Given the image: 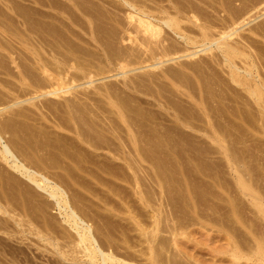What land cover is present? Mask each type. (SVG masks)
Wrapping results in <instances>:
<instances>
[{
	"label": "bare ground",
	"instance_id": "6f19581e",
	"mask_svg": "<svg viewBox=\"0 0 264 264\" xmlns=\"http://www.w3.org/2000/svg\"><path fill=\"white\" fill-rule=\"evenodd\" d=\"M48 1H50V0H48ZM48 1H47V3L44 1L46 3L45 5H49L48 7L56 6L55 3H54V0H51L50 2H48ZM61 1L64 2L65 0H61ZM61 1L58 0V2H57L58 4H60L59 7L61 9L60 10L61 13L58 12V11L57 12L60 13V14H63V18L65 17L66 19H68L69 20L68 22H65V20H66L65 18H64L65 19L64 20L62 17H60L62 15H60V14H59L60 16H57L58 14L57 15L56 14L53 15L51 13V11H49V10H47L49 12H45L44 13L42 11V9H41V11L43 12V14L40 13L41 12L40 10L37 11V12L42 14V16L47 13L46 15H47L48 20L45 17L46 15L44 16L46 19H43V20L40 19V15H38L37 13L36 14L39 17L33 18V20H31L32 18L30 16L32 15L31 13L33 11L32 12H27L26 11L27 13L30 14V15H28L31 18L29 20L33 21L31 24L29 22V24L31 25V27H29L30 34H29V32H26L28 30L27 27H26V25L28 23L27 21H29L28 19H25L27 17L24 18V21L26 20V24L23 22L25 24V26H24L23 23H20L24 27H26L27 30L26 29L22 30L20 28H18V29H13L12 28L11 31L9 30V33L11 32L10 36H14L15 41H17L16 38L19 39L18 41H20V43H21L20 44L21 45L20 48L22 49L23 48L22 46H24V48H26L25 50H27L29 52V54H27V55H26L27 52L26 53L23 52V54L25 53V56L22 55L23 58H20V60H18L19 62L17 61L16 57H18V56L20 57V54H18V53L21 51V54H22V50H24V48L22 50L20 49L19 52H17V55L14 56V52L16 50V49L12 50L14 45L12 44L11 41L10 42H11V44L13 46L12 45L10 46V44H9V46L7 45L8 44L7 41L9 42V39H8L9 36L4 35L5 34L4 32L2 33L3 39H2V36H0V47H1L0 56L2 57V59L0 58L1 59L0 61H2V63L4 62L3 64H0V67H2V69H0V72L2 73V76H1L2 80H0V86H2L4 88L3 90H5V89L7 90V92H6V90L5 91L0 90V117L1 118L4 117V115L1 116V114H3L2 112H4V111H7L6 113L10 114V115H8V114L5 115L6 117H4L3 119L0 118V158L4 162H6L8 168L10 170V173H9V170H8V174L4 175L6 177L9 175L8 178H6L4 176H3L4 178H2L1 177L2 173H0L1 174L0 177L2 178V180L4 179L5 182H4V180L3 181L1 179L0 180L2 181V183L3 182L5 183V184L3 183V185H6V183L8 184L9 182H10L9 184L11 185V183H14V181H16L13 178L15 176V173L18 174V176L17 175L15 176V179H16V177H18L19 180H21L20 179L21 177L23 179H25L24 180L25 181L24 184H22L23 189H24L25 186H28L30 188H35V189H37V192L34 189V191L36 193H39L40 195L44 194V196L47 195L50 198L48 200H53V202L52 203L50 202L49 205L54 203V208L56 206V208L59 211V213H58L59 214L58 215L59 218L58 219H60L61 221L59 222L60 224L58 223L59 227L56 225V223L54 225L53 222L55 221V218H52L53 215H50L49 211H48V214H49L48 216L49 217L51 216V218L54 219V221L52 220L53 222H51L50 218L48 216H46L47 213L45 211L44 212L37 211L40 214L43 213L44 217L45 216H46V218L48 217L47 219L44 218V223L42 222L43 221L42 220L43 216L42 217L39 216L38 213H37V218H39V219L41 218V221L38 222V220L35 217H33V216H35V215H32V212L34 214V211H32V212L30 211L31 215H32V216L30 215L31 216L30 217L29 216L30 213H28V212L31 209H29V208H28L29 210L26 209L28 207L26 203H28V202L25 203V201H28V200H26L27 197L29 198L30 201H32L29 196H31L32 199L33 198L35 199L36 198L35 195H37V194L34 192L35 193L34 194L35 197H33V194H32L33 190L31 189L32 192H30L31 190H28V188H27V189H24L23 192L25 190H27V192L26 191L25 192L29 196L25 192H24L25 193L24 195H27V196H23V194L21 192V190H22L21 186H20L21 190L19 189L20 192H17L16 186H17V181H19L17 179L16 186L14 184H13L14 186L13 185L12 186L6 185V188L9 189V187H7V186H10L12 191H13V188L15 187L14 189L16 191H14V192L21 193V195L23 196L22 197L20 195V197H22L24 200L22 199L23 200L22 201L20 198H18L17 199L18 202L20 200L21 201L19 203H17L15 198H17L19 195L18 196H14L15 193L12 192L13 193L12 194L11 192L10 193L6 192L7 189L3 185H1V181H0V185L2 186V187L0 186V213L3 214V215H8V217H9V218L8 217L7 218L6 217L3 218L2 215H0V231L5 232V234H9V231L12 228L11 225H10V227H11L10 229L8 227L9 224L11 223L10 222V218H11V219L15 220V222L17 223L16 225H18V228L21 227V226L23 227L24 230H23V232L22 231L21 232L24 233V235L27 236V233H32V235L34 234L35 236L39 237L42 240V242H47V243H49V245L53 246L52 248L56 249V252L55 251L54 252L57 253L58 254L57 256H59L61 259H64L65 261L66 260H69V261L73 260L72 262L75 261L78 264L79 263L80 264H144V263H141L143 260H144V262L146 261V264H199L198 263L199 261L196 259V257H194V255H191L188 252L183 251L179 247L181 244L177 241L178 237L175 238L172 242H173L174 245H176L175 248L178 250L179 254L177 253V251H175L176 252L175 253L174 251L170 250V249H172L170 246H173V244L172 245L170 244L172 242H170L169 239H168V241L170 242L169 243L170 246H169V244L167 242H165V240H161L163 238H161L160 240L162 242L164 241L165 244L161 243L160 240L159 241L157 240L156 237L158 235L156 236V234L160 230V228H159L160 225L157 223L158 219H157L156 215H154V214H153V216H154V219L156 218V220H153V221H157L156 222L157 225L155 224L156 227L155 228L153 227L151 229V233L149 232L151 234L150 238L147 239V241L145 243V244H147L146 246L149 245V247H146L148 250L145 249L146 250L145 252L147 254L146 253H141L143 250H141L140 253H138V254H142L140 260L139 259L137 260V258H136L137 255H134V253L132 251L133 250L132 249L133 246L131 247L132 244L131 245L129 244L130 243L129 241H130L131 238L128 239L129 243L127 242V244H126V246H124V248L126 249V251H127V249L131 248L130 252L133 253L135 259H134L133 255L130 256L131 255L130 252H127V253H129V256H128L127 253H126L127 255H125V254H122L123 252L121 253V251H117V247H116L117 245L116 246L114 245L115 243H114L113 239H111L113 241V243L109 242V241H111L110 237L108 238V236L107 237L104 236L103 237L104 239H102V235L103 234H102V231L100 229L101 227H99L100 225L99 226L97 225V221H96V223H93L91 221L92 218L88 217L89 215H87L86 212L84 213L85 210L83 211L82 208H79L80 206L76 207L77 203H76V205H74L73 203H75V202H72V199L74 201H76L75 199L78 197V191L79 190L77 191L75 188L78 186V184H80V186H81L83 181H81V183L77 182L76 184H73V183H75V180L73 181V179L77 178L76 174H78V176L79 175L82 176V175L77 171V169L79 167H77V166L74 167L73 165H71V163L78 157V156L75 157L76 156L75 154H77V153L71 154L69 150H66V148H65V150L63 149V146L64 147L67 146L66 144H64L62 142L65 139L61 140V142H62L61 144H59L60 142L58 141L59 142L58 143L59 144L58 149H60V150L55 148V147H57L58 144H54L53 143L54 144L53 148L55 150H58L56 152V154L52 153L53 155H51L52 158L54 157L53 159L51 158V162H50L53 165H51L50 163L46 162V160L47 161L50 160L49 158L51 156H47L48 158L46 157L45 160H43V157H40L41 154H38L41 150H44L46 147L41 149V150H36L35 152L39 151V152H37V154L35 153L36 155L33 154L32 151L35 150L34 148L38 147V146H35L36 145L35 142L39 141L41 143V140H38V138H36V136H35V140L37 139V141L34 142V146L35 147L33 146V149H31L32 148L31 146H28V145L26 146V148H28L26 150H29V148L31 147L30 151L32 150L31 151L32 154L28 151L31 154L30 156H29L28 152H24L25 150H24V147H22V146H25V145H22L21 148L19 147V145H21V143L27 144V140L25 141L24 137L27 136L28 132H25L26 136L24 134H20V132L22 133L23 129L20 130V131L18 130L17 121L20 120L21 118L17 119V117L18 118L19 117H22V118L25 117V118H30L32 120V118L33 119L37 118L34 115L38 116V113L34 114V113L37 112V111H35L34 113L32 112L33 114H31L32 110L29 111L30 108H29L28 111L30 112V114L32 116H30L28 114L29 112L25 113V111L27 112V110H25V109H28V108H26V107L23 108L22 107V105L24 104L23 101L24 102L26 101L25 103H27L28 100L30 101L32 97L29 98V99H26V100L23 99V101H20L19 99H20L22 93L16 95V93H18V92H16V89H15L16 86H13L14 85L13 84L14 81H12V83H11L8 80V83H7L6 81L3 80V74H4V79L6 80L7 78H5V75L13 76L14 72H15V71H12L14 66H12L13 68L10 69V67H8V65H6L8 62L5 64V62H6L7 58H8L9 64H11V63L13 64L14 63L13 65H15V67L17 69V72H15V74L17 73V75H15L14 77L15 78L18 77V80L20 81V85H21V86L19 85L20 87L17 86V88L19 87V90H20V88H22V90H23V91L21 90L22 92H24L25 89H28L27 92H29V90L32 91V92L34 91L37 95H35L32 98V100H34V98L36 99L37 97L38 98L44 97L43 99H46L45 97H47V96H48L47 99L50 98L49 96L52 97L51 99H53V98L55 99V97H57L55 101H53L54 99L52 100L53 102L50 101L52 103L48 104V106L50 107L48 109L49 110L54 109L55 113H56V111L59 112L60 110L64 109L66 111L65 115L67 116V118H65L63 120V119H58L57 118L58 116H57L56 119H58L57 120L58 122L55 123L56 121H54V125H56L54 127H59V129L60 128L69 129L70 131L72 130L73 135L75 134V137H77V139L75 140L77 143H74V145L72 144V146L70 148L77 147L76 144H79L78 146L81 148L80 145L83 146L85 144V143L83 144L82 142H86L90 146L91 149L90 148H85V149H87V151L90 154L92 153L93 155L94 154L97 155V153H95V151L92 152V149L93 150H99V149H101L103 147H106V146H104V144H102L103 142L101 143V141H100L103 138L102 139L98 138V140L100 141L99 142L97 140V138H96L97 135L96 134H95L96 136L92 135L94 133V132H92V130H86L87 128L84 129L86 126L84 127L82 124H84V123L86 124V121L82 120L84 122V123H82L81 119H80V116L76 115V113L80 110L79 109L80 107H78V104H79L78 100L79 99L75 96V98H77V100L76 99L73 100V99H71V97L70 98L66 97V95L70 94V93H73L72 92L73 90H75L76 88H79L82 85H87V87H89V88L91 86H94V82H95V85H96L97 82L95 80L98 79V78H96L97 76H100V77L102 76L101 78H105V79H106V77H108V79H109L110 78L109 74L114 72V71H116V73H114V74L112 73L111 74V78H112L113 75L116 76L117 78L118 77H120V78L122 77L123 80L120 81V82H122L121 84H124V86L123 85L122 86L121 85L118 86L117 84H116L117 86H114L115 84L112 85V86L110 84H107V86H104L102 88L100 86H98V87L101 88V89H99L101 92L97 93V94L94 93L95 95H99V96L105 97L107 102H108V104L112 107L110 110H105L110 115L112 114V119L110 118L111 116L110 115H109L110 117L107 116L106 115L107 113L104 111V113H106L104 116H107V119L108 118L111 119V122L108 120L109 121L108 123L110 124V126H107L105 128L104 127L105 126L104 122H103V127L101 126L102 124L99 125V123H98V126H100L101 129L102 128H104L106 130L109 129L107 131L105 130L106 132L101 130L102 131L101 136H104V137L108 138V140L106 138L105 139L107 140L108 144L110 145L112 142L114 143L116 140H113L112 142L109 141V136L107 137V135H105V134H109L108 132H112V133L109 134V135L112 134L111 135L112 137H110V139L111 138L112 139L115 138V139L119 140L118 142L119 143L121 142V144L118 143L119 145H122L123 143H128V144H131V146L133 145L134 149L135 148L137 149V147H139V146L142 147V144H143V146H145V144H146V146L148 145L147 147H152L151 149H152V151L154 153L156 152L157 148H159V147H160V149H159L160 151H162L161 147H166V149H169V151H171L170 153H172L173 151H175L177 149L176 148L177 145H179V146L182 145L180 143H185V142H186L185 144L190 143L189 147H188V150H189L190 145L192 146L193 144H196L200 140L202 141V143L204 142L205 143V148L207 149V152H205V153L203 152V153L204 154L207 153V155L210 158V159L208 158L209 160H211L212 158H215L214 156H216L217 154L219 155V156H217V157H219V158H217V159H219V161L215 162L216 159H213V160H211V162L209 161L208 163L206 162L207 164L205 163L207 165V168H206L207 170L205 169L204 172L207 171V173L205 172L206 176L208 178L212 179V181H213L212 182L209 179L211 181L210 184L214 187V188H210V189H212V190L216 189L217 186H218L220 188V190H222L220 192H225V194H226V198H225V195L220 196V197H224V199H225V200L222 201V203H224V204H222L223 206H221L222 208L219 207V209L221 208L222 210L214 208L213 207L214 205L210 206L212 204L208 203V201L206 200L207 204H209V207H205V208H209V209L208 210L206 209L207 210V213H206L207 216L206 215L205 216L207 217V219H205V221L207 220L208 223L211 222V224H214L215 222H216L215 224L219 223L218 225L221 226V232H223L222 234H224L223 237L226 238L225 241L227 240V243L229 244L228 246H230V248L228 247L229 249L226 248L225 251L222 250L221 253H223V254L226 253L227 256L231 257L233 259V260L232 259L231 260L234 261V264H238V262H240L241 260H244V261L245 260H247V261L250 260L251 262L253 261V262H259L260 264H264V227H263V224H262L263 221H264V182H263L264 179L261 178L262 181L260 179V177H261L260 174H262L260 172H263L262 175H264V148H263L264 145L263 146L262 145L259 146V144L261 143L260 142L261 138L257 137V135L259 133L262 134V137L264 136V77L262 76L261 73H259V70L262 69V68H258V64L256 62L257 59L259 58V55L263 54V53H261L262 51H260V50L258 51L257 50L256 45H258V43L261 40L259 41L260 38L258 39V38H256V36L257 37H261L262 42L264 43V27H262L263 26L262 24H264V23H262V24L260 23L261 25H259V26H261V27H258V26L257 27L256 26L253 27V24H252V27H250L251 25H249V24H251V22L255 21L256 19L258 20V18H260L262 16L264 17V0H241V1H239V4L241 3L240 6H236L238 4L235 5V3H234L235 0H219V1L210 0L211 3H213L212 1H214L216 3L219 2L218 3L219 6H216L214 4H213L214 7L212 6L215 9L214 11H215V13L217 15L214 12L213 13L212 12H210V13L207 12L208 11L207 9H206L207 11L205 10L206 7H204L203 5L205 3L207 4V2L209 0L208 1L206 0L207 2H204L205 0L204 1L201 0V2L203 1L204 4H202L201 2L199 3V1L196 2L197 0L196 1L195 0H159V1L158 0H124V2H122V6L120 5V3H119V5L121 7H123V8L125 7V9H127V13L125 15L126 16L125 19H127V22L125 24H123L124 23L123 20L121 19V21L123 22L122 23L119 20V18H118V22L120 21V23L123 24L122 28H124V32H125L124 33L123 29H121L122 31H118V33L119 32L120 33L123 32L124 36H122L123 34L121 35L120 33H119L120 37L117 35V33H116V35L118 37L116 36V38L115 37L113 38L111 36V35H113V33H114L113 36H115V32L117 31V29L120 28L118 26H116V30H113V31L110 32L111 33L110 37L113 38V39H111V38L110 39L113 40V42L115 41L114 39H117V41L120 39L119 40L120 43H117L119 45L118 48H117L116 42H114L115 44L112 43V41H108V42L106 41L105 42L104 41V39H105L104 36H103V39H102V36H99L100 35L98 33L99 29H97V28H99V26L94 25L95 22L93 20V18L95 19V15H97V14H96L95 11H92V13H91L92 9L89 8L87 4H85V3L82 4L81 3V5H87V7L90 10H88L86 6L80 7L81 5L78 3L79 2L78 0H77L78 2H76L75 0L74 1L70 0V2H72V4L69 1L68 2L70 4H67V2H65V4H64ZM88 1L90 2V1H93V0H88ZM103 1H106V0H103ZM210 1L208 2V4L210 6L209 5L208 6L210 8H212L211 7L212 4H210ZM15 2L13 4H15ZM37 2H39L40 4L44 3L43 1H41L42 2L41 3L40 0H37ZM59 2H61L62 4L59 3ZM114 2H116V1H114ZM114 2H113V4H114ZM3 3L5 4V2H3ZM28 3H26V4H28ZM101 3H103V2H101ZM106 3H107V1H106ZM16 4H18V3H16ZM89 4L91 5V3H89ZM97 4H98V0H97ZM111 4H112V2H111ZM200 4H202V6L204 8ZM11 5H7V6H11ZM104 5H106V4L104 3ZM116 5H118V2H117ZM120 6H118V9H121ZM31 7H32V5H31ZM35 7H38V6H35ZM74 7L82 9L83 11L82 10L81 11L86 14L85 17H87L88 19L87 18L84 19L85 18L84 17L83 20H82L77 14H75L78 10L76 8L75 10H77V11H75ZM94 7H95V5H94ZM97 7H100V6L97 5ZM112 7H114V6H112ZM209 7H207V8L209 9ZM26 8H28V6ZM2 9L5 10V8H3V7H2ZM38 9H40V8H38ZM102 9L103 8L101 7L100 10H102ZM98 10H99V8H98ZM81 11L79 10V12H81ZM118 11H117V13H118ZM70 12H72L73 15ZM93 12L95 13V15L93 14ZM20 13H21V10H20ZM50 13L53 16L50 15ZM100 13H101V11H100ZM110 13H112V12H110ZM118 14H120V13H118ZM213 14H215L216 16H214ZM24 15H27V14H24ZM48 15H50L52 17V20L57 21L59 24L57 22H55V21H50L51 17L49 19ZM93 15H94V17H93ZM102 15H103V13H101V16ZM108 15H109V19L111 21V18L113 19V15L112 14H111L112 16L110 14H108ZM19 16H21V15H19ZM33 17H35V16H33ZM44 17H41V18H44ZM72 17H74V19ZM78 17L80 18V21L82 20L81 22H83L85 20L86 23L89 21V24L87 23V25H86V23L84 21L83 23L86 25L85 26L83 23L79 22V20H78L79 18ZM14 18H13V20H14ZM116 18H117V16L114 17V20ZM1 20H3V19H1ZM262 20H263V18H262ZM101 21H103V20H101ZM116 21H117V19L114 22H116ZM112 23H113V21H112ZM117 23H115V24H117ZM256 24H258V22ZM73 25H77V26L79 25L80 27H82L81 29H83V32H85L84 34L89 35L90 38H88V37L85 38L84 35L81 33L82 31L79 32V31L74 30L73 29ZM88 25H89V27H88ZM11 26H12V24H11ZM96 26H97V28H96ZM246 26H248L247 30L249 31V33H248L249 35H245V34L243 35V33H241V31L243 29H244V31H247V30H245ZM24 27H23V29H24ZM77 30H79V29H77ZM110 30H112V29H110ZM7 31H8V28H7ZM100 32H101V30H100ZM247 32H245V33H247ZM69 33L71 34L70 35L71 38L73 36H76V37H79V38H76V39L83 40V42L86 41L85 42L86 45L87 44H91V45L94 44V45H92V47L94 46V50L93 49H89L88 48L89 46L88 47H86V46L85 47H81L80 44H78L76 42H71L74 38H72V39L70 38L71 40H68ZM25 34H28L27 38H25ZM46 34H50L51 36L50 35H46ZM106 34H108V31H107ZM0 35H1V32H0ZM77 35H79V36H77ZM102 35H104V34H102ZM4 36L8 37V38L5 37L7 39V41L4 40L5 39ZM48 36H50V39H48L49 38ZM51 37H53V39H51ZM11 38L12 37H10V39ZM14 39H13V42H14ZM106 40H108V39H106ZM73 41H75V40H73ZM121 41H122L123 45H124V42H126V44L131 42V45H133V46H128V48L126 46L125 47H120ZM127 41H129V42H127ZM257 41H259V42H257ZM80 42H82V41H80ZM74 43H76V44H74ZM109 43H111L113 45L111 46ZM18 44H19V42H18ZM82 44H84V43H82ZM91 45H90V47H91ZM114 46H115V48H114ZM261 47H263V46H260V48ZM95 49H98V51L95 52L96 51ZM50 50H51V52H50ZM53 50L55 51V53H52ZM202 52L203 53L204 52L205 53H210V60L211 61H209V62L206 61V62H208V63L205 62L206 65H203L204 63L200 65L201 61L198 62V64H195L194 62H197V60H196L197 58L195 59L196 61L193 60L194 62L191 60V58L194 59L193 57H196V56L198 57L199 55L202 54ZM98 53H100V54L104 53L103 55H104V57H106V60L102 61L104 59L102 58V60H101V57L100 58L98 57V56H100V55H98ZM88 57H90L91 60H89ZM92 58L93 59L95 58L97 60V62H92ZM181 58H185V60L190 58L188 60H190L193 63H191L189 61L191 64L190 63L189 64L188 63L185 64L182 60L179 61V59H181ZM28 59H29V61L32 60L33 64H30V62H29V64H27V62H28L27 60ZM261 59H264V58H261ZM261 59L259 61H262ZM24 60H26L27 62L24 61ZM206 60H207V58H206ZM208 60H209V58H208ZM22 61H24L27 65L24 64V63H23L24 65H23ZM171 61L172 62L177 61L179 63L183 62V64L181 63L179 65V63L176 62L177 65H175V66H178L179 68L178 67L177 68L176 67L173 68L171 66H169V67L165 66V65H169V63ZM167 62H169V63L166 64ZM170 65H172V64H170ZM112 66L116 67V69H112L113 68ZM217 66H219V67H217ZM33 69L36 72L33 71L34 72L33 73L32 72ZM142 69H143V71H145V70L148 71V69H150V70H153L154 72L148 75L147 73L150 71L149 70L147 73H144V75L147 74V76H144L143 74H140L141 76H139L140 77L139 78L138 75H137V73H138L137 70L140 71ZM218 69L222 70L220 72L221 77H220V75H219V77L217 76L218 78H220L219 80H218V78L214 77L215 75H218L217 72H216V71L219 72ZM210 70H212V71H210ZM213 70H215V71H213ZM37 71H40V73H42L43 75L41 74L42 75L41 76L39 73L37 74ZM131 71H135L136 74L135 73H133V74L137 75L136 79H134V77H135L134 75H132L133 77H130L131 75H129L130 74L129 72H131ZM262 71H263V69H262ZM142 72H139V73H142ZM150 72H152V71H150ZM191 75L196 76V77L193 76V78L195 79V82L191 80L192 79ZM209 75H211V76L213 75L212 77H214L215 79L213 80V78L211 76L209 78L208 77ZM128 77H130L131 79H129ZM111 78H110V80H111ZM127 78L129 79L128 82H126V81L123 82L124 79L126 80ZM105 79H104V81H105ZM80 82H82V83H80ZM101 85H102V83H101ZM104 85H106V84H104ZM153 85H156L155 87L159 88V89H160V87L162 89L163 88L165 89L166 86H168V85H170V86L168 87V90L165 89L167 91V93H166L165 90L161 89V91H159V89H155V87H154L155 91L153 90L154 91L153 92L152 91ZM87 87L86 88L84 87V88L87 89ZM149 87H151L152 89L150 90ZM170 87H171V90L169 89ZM172 87H174L173 88V90H174L173 92H176V94L178 96L179 95L183 96V97L179 96L180 98H178V100L182 101V103H183V101L187 103V104L186 103L185 104L188 107L185 106L184 103L183 104H184V106L186 108H188L187 109L188 111H190L189 108L196 110V112H195V110H193L195 112V114H197V115L194 114L195 117L192 115V113L191 114L187 113V110L185 111L183 109V108H185L184 106L182 108L183 110H181V106H180V109L178 108L179 107V105H177L178 103L175 104L177 106H174L175 99L173 98V96H175V98H176L177 95H173V96L171 95L172 94L171 93L172 92ZM78 90L80 91V89H78ZM78 90H76V91H78ZM89 90L87 89V91H89ZM95 90H96V88H95ZM216 90L218 91V93L216 92ZM132 91L136 92L135 94H137L138 92H141V94L143 93L144 95L146 94L148 96L150 94L153 99L145 98V97L139 96L137 94V95H133V98H134V100H133V98L130 97L131 94H129ZM163 91H165L166 94ZM168 91L169 92L171 91L170 95H169ZM32 92H30V93H32ZM95 92H98V91L96 90ZM26 93H23V94H26ZM121 94H124V96L121 95ZM132 94H133V92H132ZM84 95H86V94H84ZM88 95H91V94L89 93ZM88 95H86L87 99H91V100L95 99V96L91 97V96H88ZM125 96H128V97H125ZM81 97H83V96H81ZM43 99L41 98L42 101H43ZM62 99H64V100H62ZM32 100H31V104L34 105L33 104L34 101L32 102ZM38 101H39V99H38ZM180 101H178V102H180ZM84 102H85V105L89 104L85 100H84ZM132 102H133V104H132ZM20 103H21L22 109L25 110V111H23L22 109L20 111H19V109L17 110V108L15 109V106L16 105L19 106L18 104H20ZM96 103H98V102H96ZM36 104H37V102H36ZM142 104L143 105L147 104V106H145V107H147V108L150 107L153 111L150 110L149 108L147 109L148 111L146 110L147 112L144 111L145 107H143ZM183 104H181V102H180V105H183ZM105 105H106V103H105ZM45 106H47V104H45ZM45 106H44V108H45ZM89 106L90 107L87 106L88 109L92 108L91 105H89ZM92 106H93V104H92ZM36 107L40 108L39 110H40V113H41L42 112L41 111V107H43V106H41V107L40 106L39 107L36 106ZM36 107H33V108H36ZM87 107H85V109ZM33 108L31 106V109H33ZM37 108H36V110H38ZM98 108H100V107H98ZM98 108H97V110H98ZM100 109H102V107ZM104 109H105V107H104ZM94 111H95V109H94ZM193 111H190V112H193ZM197 111H198V113H197ZM83 112H84V110H83ZM88 112H89V110H88ZM101 112H100V116L98 115L99 118L100 117L103 118L101 116V114H104V113L103 112L101 113ZM6 113H4V114H6ZM79 113H80V111H79ZM97 113H93L92 114L93 117ZM43 114L45 115L46 113L43 112ZM43 114L41 113V114H39V116L40 115L42 116ZM90 114H91V112H90ZM44 115L42 116L43 119H44V120L42 119L43 120L42 123H43V126H44L42 128H44L45 131H46V130H48V127L46 125H44L45 124V122H44L45 121V116ZM42 117H40V119ZM93 117H92V119H93ZM51 118H53V117H51ZM40 119H39L38 122H41ZM194 119H196L195 122L193 121ZM21 120H20V122L18 121V123H20V125H22L24 123V121H27L25 119V120H23V123H22ZM37 120L38 119H36V121ZM105 120H106V118H105ZM101 121H100V123H102ZM96 122H97V120H96ZM34 123H35V121H34ZM108 123L106 125H109ZM28 124H29V122H28ZM89 124H92V122L91 123L89 122L88 125ZM95 124L96 123H94V127H95ZM37 125H39V124H37ZM32 126H35V125H32ZM89 126H88V128H89ZM250 127L252 128V131H253L252 133H248V131L250 130ZM30 128L32 129V127H30ZM30 128H27V129H30ZM39 128H38V130H39ZM27 129H26V131H29ZM36 129H35V131H36ZM91 129H93V128H91ZM111 129H112V131H111ZM40 130H41V133H42L43 129H40ZM99 130H100V128H99ZM99 130H95V132L99 131ZM88 131H90L92 134H90ZM192 131H195V132L197 131L196 133L199 132L200 135H196L195 132H192ZM38 132H40V131H38ZM60 132H62V131H60ZM123 132H125V133L123 134ZM250 132H251V130H250ZM255 132H256V134L257 133L258 134L256 135ZM29 133H31V132L29 131ZM98 133H101V132H98ZM103 133H105V134L103 135ZM179 133H180L181 137H177L178 136L177 134H179ZM44 134L45 133H42L41 136L43 137ZM47 134H49V133H47ZM28 135H30V134H28ZM32 135H30V136L33 138L34 136H32ZM46 135H45V138H47ZM58 135H59V133H58ZM41 136H38V137H41ZM54 136H55V134H54ZM68 136L71 137L70 135H68ZM101 136H99V137L101 138ZM145 136H146V138H145ZM31 137H30V139L28 137H26V138L29 139V141L31 142L32 141ZM141 137H143V139H141ZM20 140L21 141L24 140V141L20 142ZM72 140L74 142V139H71V141ZM33 141L31 143V145H33ZM67 141H68V139H67ZM67 141H65V142H67ZM78 141H79V143H78ZM253 141L257 142L256 144H258V146H259L258 150H256L257 153H256V151L252 150L253 148H255V146H256L255 144H254L253 148H251V150L249 149L250 147H252L251 146V142H253ZM42 142L44 143V139H43ZM255 142H253V143H255ZM258 142H260V143H258ZM105 143H106V141H105ZM116 143H117V141H116ZM116 143H114V144H116ZM199 143H197V144H199ZM253 143H252V145H253ZM37 144L39 145V143H37ZM44 144H46V142ZM44 144H40V145L43 146ZM69 144H70V142H69ZM108 144H107V147L109 149L110 146ZM119 145H118V147H119ZM200 145H201V143H200ZM89 146H87V147H89ZM111 146H113V144ZM133 146H132V149H133ZM183 146H182V148H183ZM193 146L196 148L197 145H193ZM79 147H78V149H80ZM113 147L115 148V146H113ZM174 147H175V150H174ZM40 148H42V147H40ZM70 148L68 147L67 149H70ZM114 148L111 147L110 150L114 149ZM153 148H156V150L154 151ZM145 149H146V147H145ZM206 149H204V150H206ZM76 150H77V148H76ZM82 150L84 151V147H83ZM127 150H129V149H127ZM140 150L138 151V153L135 152L136 156H139V157H142V158L146 157L145 159H147V155L145 153L146 150L143 149L144 150L143 152H142V150L141 151ZM149 150H150V148H149ZM159 150H158V152L160 153ZM199 150L201 151V149H199ZM48 151H50V150H48ZM59 151L62 152L61 154L60 153L59 154L61 156L63 155L62 157L64 158V162L67 164V165L65 164L66 166H64V165H62L60 163L62 160L61 161L57 160L58 158H57L56 155H58L57 153ZM132 151H134V150H132ZM185 151H186V149H185ZM193 151L192 152L190 151L192 153V155H193ZM200 151H198V152H200ZM253 151L256 153L254 156L252 155V154H254ZM85 152H86V150H85ZM120 152H122V151H120ZM158 152H156V153H158ZM163 152L164 151H162V153ZM196 152L194 151V154ZM24 153L25 154L28 153V154L25 155ZM89 153H88V155H89V157H91ZM114 153H115V151H114ZM128 153L129 152H127V154L126 153L125 154L124 153H122V154L118 153L120 155L115 154L113 156L118 157L119 159L126 160V159H129V158H127L128 157ZM167 153H169V152L167 151ZM183 153H184V151H183ZM183 153L181 151V153L179 152L178 154H183ZM98 154L100 155V152ZM111 154H112V150H111ZM131 154H132V152H131ZM153 154L150 157L155 158V156H156V158H159L160 161H161V157H162L161 155H163V154L160 153L159 154L160 156L158 154H156V155H153ZM164 154H166V153L164 152ZM32 155H34L36 158H38L37 155H39V159L33 160V159H36V158L34 156L32 157ZM167 155L171 156L169 154H167ZM184 155H185V153H184ZM186 155H187V152H186ZM134 156H135V154H134ZM181 156H179V157H181ZM188 156H186V157H188ZM193 156H192V158H193ZM102 157L104 158V156H102ZM190 157H191V155H190ZM190 157H189V159H191ZM204 157L205 156H203V158ZM65 158L66 159L68 158L69 160H71V162H68ZM148 158H149V156H148ZM252 158L254 160H252ZM72 159H74V160H72ZM135 159H137V157H135ZM162 159H163V157H162ZM165 159H167V158H165ZM181 159L182 158H180V160ZM195 159H196V157H195ZM105 160H106V158H105ZM133 160H134V158L131 160V162ZM137 160H135V161L137 162ZM142 160L143 159H141V160L139 159V161H142ZM152 160L153 159L151 158V161ZM196 160L198 161L199 159H196ZM79 161H80V159H79ZM145 161H147V160H145ZM199 161H201V160H199ZM253 161H255L257 163V164L255 163V164L258 167L260 165V168H258L256 165H255L256 166L255 167L254 164H253L254 163ZM88 162H89V160H88ZM218 162L221 163V166H223V168L225 167L226 168V172L229 173V174H227L226 172H223V171L221 172V170H219V172H221L222 174L224 173V176H225V173H226L225 178L227 177V180H225L224 176L221 175L218 171L217 172L214 171V169L216 170V168H218L220 166V164ZM41 163H44V164L42 165ZM45 163L49 164L48 167H50V165H51L52 167H50V168H52L53 170H56L54 168H57L58 170L61 169V171L59 170L57 172V170H56L55 172H51L52 169H51L50 172L46 171V165L47 164L45 165ZM74 163H76V162L74 161ZM93 163H95V162H93ZM97 163H99V162H97ZM137 163H139V162H137ZM201 163H202V161H201ZM217 163L219 164L218 167L216 165ZM140 164H142V163L140 162ZM184 164H186V163L184 162ZM187 164H189V162ZM198 164H199V162H198ZM44 165H45V167H44ZM108 165H109V163H108ZM108 165H107V167H108ZM124 165H125V163H124ZM196 165H197V163H196ZM118 166H120V165H118ZM165 166H168V165L166 164ZM187 166H186V168H187ZM4 167L7 169L6 166H4ZM94 167H95V165H94ZM104 167L105 166H103V169H104ZM169 167H171V166L169 165ZM169 167H168V169H170ZM177 167H179V166H177ZM194 167H197V166H194ZM110 168H111V165H110ZM202 168H204V167H202ZM2 169H3V167H2ZM113 169H114V167H113ZM219 169H220V167H219ZM47 170H49V168ZM95 170H96V168H95ZM160 170H162V169H160ZM193 170H195V169H193ZM198 170H195V172L198 171ZM0 171H1V169H0ZM178 171L180 172V170H178ZM211 171H214V172L212 173ZM224 171H225V169H224ZM3 172H4V170H3ZM47 172L51 173L52 175L48 174ZM85 172H86V170H85ZM102 172H104V171L102 170ZM108 172H109V169H108ZM108 172L106 173L107 178H112V177L114 178V176H112V177L109 176L108 177V175H109ZM127 172H129V171H127ZM169 172H170V170H169ZM183 172L186 173L187 171H183ZM122 173H124V172L122 171ZM3 174H6V173L4 172ZM93 174L90 173V175H92V177H93ZM97 174H99V173H97ZM172 174H173V172H172ZM189 174L190 173H188V175ZM73 175H76V176L73 177ZM103 175H105V174H103ZM227 175L228 176L230 175V177L228 178ZM68 176H70L71 178H69ZM118 176L119 177L121 176L120 177L121 179H122V177H124V175L122 176V174L118 175ZM168 176H169V174H168ZM177 176H179V175H177ZM66 177H67V179L65 180ZM99 177L100 176H98V178ZM127 177H129V176H126V178ZM262 177L264 178V176H262ZM85 178H83V179H85ZM107 178H105V179H107ZM130 178H132V175H131ZM130 178H129V180H131ZM184 178H186V177H184ZM192 178H193V176H192ZM68 179L69 180L72 179L73 183H71V182L69 183ZM78 179H80V177ZM171 179H172V177H171ZM174 179H176V178H174ZM180 179H182V178H180ZM63 180L65 181V183H67L66 185H64L65 183H62V182H64ZM81 180H82V178H81ZM129 180H127V181H129ZM229 180H231L232 183H230ZM6 181H8V182H6ZM22 181H21V183H23ZM66 181H68V182H66ZM86 181L87 180L85 179V182ZM131 181H133V180H131ZM85 182H83V183H85ZM88 182L89 181H87L86 184H88ZM103 182H104V180H103ZM196 182H198V181H196ZM18 183L21 184L20 181ZM106 183H109V182H106ZM106 183H103V184H106ZM103 184H102V188H103ZM161 184H162V182H161ZM163 184H165V183L163 182ZM191 184L194 185V183H191ZM75 185H77V186L75 187ZM90 185H92V182L90 183ZM108 185H110V183ZM135 185H137V184H135ZM188 185H189V183H188ZM215 185H216V188H215ZM82 186H85V184H83ZM89 187H91V186H89ZM111 187H113V186H111ZM180 187H182V186H180ZM184 187L185 186H183V188ZM209 187H210V185H209ZM77 188L79 189V187H77ZM80 188H82V187H80ZM183 188H181L180 190L183 191ZM91 189H93V188H91ZM161 189H162V185H161ZM72 190H74V191L76 190V192H77V197L75 195L76 198L73 196L74 193L70 194V192H72ZM202 190H204V189H202ZM212 190H210V191H212ZM38 191H40L41 193L38 192ZM90 191H91V194H92V190H90ZM98 191L100 192V190H98ZM108 191H106V194L108 193ZM125 191H124V193H125ZM192 191H193V187H192ZM194 191L196 192V190H194ZM210 191L207 192L209 197H211V194L215 190H213L212 193ZM217 191H218V189H217ZM82 192H84V191L82 190ZM117 192H120V191H117ZM203 192H205V191H203ZM234 192L236 194H239V196L241 195L242 197H244V198H246L248 200V202L250 203V206H251L249 209L251 210L252 213L256 212V214L259 215V217L261 218L259 224L261 223L263 228L257 226V224H256L257 220H255V218L258 217V216H256V215L252 214L251 212H249L250 210L248 212L251 214L250 215L251 218H253L252 215L255 216L254 217V220L256 221V222L254 221L255 223L253 222V220L251 218H249V219L247 218V216L249 215L248 212L247 213L245 212L246 214H248L247 216H245L244 213L242 214L241 210H243V209H240L241 205H238L240 198L238 196L237 197L233 196L232 193H234ZM199 193H200V191H199ZM209 193H211V194H209ZM79 194H81V193H79ZM164 194H165V192H164ZM191 194H193L191 196L195 195L194 193H191ZM213 194H215V193H213ZM213 194H212L211 198L215 199V198H213ZM82 195H83V193H82ZM165 195L167 196V194H165ZM168 195H169V193H168ZM42 196L43 195L38 196V198H43ZM89 196L92 197L91 195H89ZM175 196H177V195H174V197ZM217 196H215V197H217ZM24 197H26V198H24ZM174 197H172L171 199H173ZM220 197H218V199ZM38 198H36V200ZM167 198L169 199L170 197H165V199H167ZM177 198H179V197H177ZM34 199H33V201H34ZM43 199H45V198H43ZM117 199H116V201H117ZM121 199H123V198H121ZM142 199H144V197ZM175 199H173V200H175ZM191 199H192V197H191ZM193 199H192V202H193ZM220 199L222 200L223 198H220ZM41 200L38 199V201H40L38 203H41ZM78 200H80L79 197H78ZM86 200H88V198ZM95 200H96V198H95ZM149 200H151V198H149ZM198 200H200V199H198ZM43 201L44 200H42V202ZM47 201H45L46 204H48ZM88 201H90V200H88ZM92 201H93V198H92ZM111 201H113V200H111ZM194 201L197 202V198H196V200L194 199ZM213 201H215V200H212L210 202L213 203ZM21 202H23V205H21ZM98 202H95V203H97L96 206L98 205ZM168 202L171 204L170 201H168ZM241 202L242 201L240 200V204H241ZM24 203H25V205H24ZM38 203H37V205L40 206V204H38ZM14 204H18V205L20 204L21 207L18 206V208L20 207L19 210L23 208L22 212H24V208H25V212H26V210H28L26 212V215L28 214L27 217H29L30 219H32V217H33V218H35L37 220L36 222H35V220H31V221H34V223H36V224H37V222L38 223L42 222L43 225L41 223H40L41 225H38V224L35 225V224H33V222L32 223H27V222L24 223L23 222L24 218L21 216L20 213H18V210H13V208L10 207L12 205L14 207L15 206ZM46 204H45V208L49 207V205L46 206ZM111 204H113V203H111ZM164 204L166 205V203H164ZM173 204L175 205L176 202L172 203V206H173ZM193 204H194V202H193ZM28 205H29V203H28ZM34 205H35V203H34ZM34 205H33V207H35ZM201 205H203V204H201ZM22 206H26V207H22ZM38 206H36V207H38ZM86 206H85V208H86ZM40 207H38L37 210L41 211L42 207L41 208ZM51 207H53V205L50 206V208ZM115 207H117V206H115ZM14 208L17 209V207H14ZM45 208L43 206L44 210H46ZM78 208L81 209V211H79ZM89 208H91V207H89ZM98 208H100V207H97V209ZM184 208H186V207L184 206ZM192 208L194 209V207H192ZM246 208H247V206H246ZM253 208H255V209H253ZM32 210L36 211V209H34V208ZM101 210H102V208H101ZM112 210H111V212H112ZM98 211H99V209H98ZM156 211H158V210H156ZM170 211H171V209H170ZM204 211L205 210H203L202 213ZM20 212H21V210H20ZM108 212H110V211L108 210ZM111 212H110V214L108 213V216L111 215ZM113 212H114V210H113ZM45 213H46V215H45ZM104 213H105V211H104ZM161 213H160V215H161ZM190 213H192V212H190ZM215 213H217V215ZM23 214H25V213H23ZM105 214H107V213H105ZM160 215H158V216H160ZM172 215H174V214H172ZM192 215L194 216L195 214L192 213ZM215 215L217 216V218H216ZM218 215H220V216L218 217ZM15 216H18V218H16ZM112 216H113V214H112ZM27 217L25 219H28V220H25V221H29V218H27ZM91 217H93V216H91ZM95 217H96V214H95ZM101 217H103V216H101ZM114 217H116V216H114ZM180 217H181V215H180ZM89 218L91 220H89ZM99 218H100V216H99ZM171 218H173V217H171ZM208 218H209V220H208ZM115 219L117 220V218H115ZM203 219H204V217H203ZM256 219L259 220V218H256ZM107 220H109V219H107ZM166 220H168V219H166ZM195 220H196V222L198 221L197 219H195ZM57 221H59V220H57ZM102 221H100V222H102ZM201 221H202V218H201ZM212 222H214V223H212ZM62 223L63 224L65 223L66 226L63 225ZM115 223H117V222L115 221ZM182 223H184V222H182ZM24 226H27L26 229H25ZM56 227L59 228V229H57ZM111 227H112V225H111ZM115 227H116V225L113 226V228H115ZM137 227H139V226H136L134 228H137ZM140 227H141L142 231H144L146 229V228H142V226H140ZM14 228H16V227H14ZM14 228H12V229H14ZM62 228L66 229L67 232H65L64 230H61ZM119 228H120V226H119ZM147 228H149V227H147ZM123 229H124V227H123ZM139 229L138 230L134 229V230H137L140 233L141 230H139ZM166 229H168V228L166 227ZM120 230H122V229H120ZM128 230L129 229H127V231ZM170 230H171V228H170ZM12 231H14V230H11L10 232H12ZM119 231H117V232H119ZM145 232H142V233L144 234ZM54 233L55 234H57V233L58 234H62V236L64 234L63 238L64 239L66 238L65 242H67V239H68V243H65L66 246L61 244L63 241L61 242V239L59 240L58 239L59 237L57 238ZM160 233H161V231H160ZM124 234L121 233V235H124ZM3 235H4V233H3ZM121 235H119V236H121ZM57 236H59V235H57ZM144 236H147V238L149 237V235H146V233H145ZM0 237H2V236H0ZM9 237H12L11 234H10ZM135 237H136V235H135ZM162 237H163V235H162ZM132 238H133V236H132ZM4 239H2V240H4ZM13 239L14 238H12V241H13ZM29 240H31V239L29 238ZM126 240H127V237H126ZM145 240L146 239H144V242H145ZM24 242H26V241H24ZM106 242H108V244ZM156 242H158V243H156ZM177 242L180 244L179 246H178ZM139 243H140V245H142L141 241H139ZM166 243H167V245L169 247H167ZM120 244H122V243H120ZM40 245H41V243H40ZM8 246H9V244H8ZM18 247H19V245H18ZM144 248L145 247H143V249ZM4 249L5 248H3L2 250H4ZM0 251H1V249H0ZM165 251H167V254H168V252H170V253L174 252V254L173 253L172 254L169 253L170 256H168V255L165 256L164 255V254H166ZM4 252H6V251H4ZM9 252H7V253H9ZM46 252H48V251H46ZM49 252L51 253V251H49ZM1 253H3V252L1 251ZM26 253H28V251ZM181 253L183 254L182 257L180 256ZM3 254L5 255V253H3ZM18 254H20V253H18ZM135 254H137V253H135ZM4 255L1 254V256H4ZM143 255H145L144 259H142ZM1 256H0V264H2V262L4 261L3 259H5V258H1ZM146 256H148V257L146 258ZM17 257H19V256H17ZM179 257H181V258H179ZM9 258H12V257L10 256ZM50 259H52V258H50ZM56 259H57V261L54 260L55 262H57V263L60 262V261H58V258H56ZM34 260H35V258H34ZM8 261L7 262L5 261L3 263H7L8 264ZM10 261H9V263H10ZM14 261H13V258H12V262H14ZM61 261H63V260H61ZM43 262H45V259H44ZM36 263H38V262H36ZM46 263H47V261H46ZM60 263H64V262H60ZM10 264H14V263H10ZM200 264H202V263H200Z\"/></svg>",
	"mask_w": 264,
	"mask_h": 264
},
{
	"label": "rangeland",
	"instance_id": "374dc122",
	"mask_svg": "<svg viewBox=\"0 0 264 264\" xmlns=\"http://www.w3.org/2000/svg\"><path fill=\"white\" fill-rule=\"evenodd\" d=\"M13 1V2H12ZM16 1V2H15ZM1 0L0 1V32H1V35L0 36H2V39H3V35H2V33L4 32L5 34L4 35H7V36H9V38L8 37H6V36H4V38L6 37V38H8L9 39V42L7 41V39L5 38L4 40L5 41H7V45L9 46V44H10V46L12 45L13 46V49L12 50H15V52H14V56H16L17 55V52H19V50L21 49L20 47H21V43H20V41H18L19 39L18 38H16V40L17 41H15V39H14V36H10V34H11V32L9 33V30L11 31L12 30V28L13 29H18V28H20V29H22V30H25L26 29V27H27V31L26 32H29L30 30H29V27H31V23L33 22V21H31V20H33V18H36V17H39L38 15H40V19H46L47 18V13L46 14H44L43 16H42V14H43V12L45 13V12H49V11H51V13L54 15V14H58L57 16H60V15H62V16H60V17H62L63 18V14H60L61 13V9H60V7H59V5L60 4H58L57 2H58V0L56 1V0H54V3H55V5L56 6H54V7H48L49 5H45L46 3H47V1L48 0H40V2L41 1H45L43 4H40L39 2H37V0ZM51 1V0H50ZM50 1H48V2H50ZM61 1V0H60ZM70 2V0H65L64 2H62V3H64L65 4V2H67V4H72V2ZM74 1V0H73ZM76 2H78L80 5H81V3L82 4H87L88 5V7L89 8H91L92 10H91V13H92V11H95L96 12V14L98 15H95V13L93 12V14L95 15V19L93 18V20H94V25H97V26H99V28H97V26H96V28L97 29H99L98 31V33L100 34L99 36H102V39H103V36H104V41L106 42H108V41H112V43H114V42H116V45H117V48H118V44L117 43H120V39L117 41V39H114L115 41L113 42V40H111V39H113L114 37L116 38V36L118 35L119 37H120V35H119V33H118V31H122L121 29H123V32H124V28H122L123 27V24H125L126 22H127V19H125L126 18V13H127V9H125V7L123 8V7H121L122 6V2H124V0H106L107 1V3H106V1H103V0H98V4H97V0H93V1H88V0H75ZM88 1V2H87ZM114 1H116V2H114ZM121 1V2H120ZM159 1V0H158ZM196 1V0H195ZM199 1V3L201 2V0H197L196 2H198ZM204 1V0H203ZM203 1L201 2L202 4H204L203 3ZM208 1V0H207ZM206 0L204 1V2H207ZM210 1V0H209ZM208 1V2H209ZM215 1H219V0H215ZM237 1V2H236ZM239 1H241V0H235L234 1V3H235V5L236 4H238V5H236V6H240V4H239ZM3 2H5V4L3 3ZM10 2V3H9ZM15 2V4H13ZM21 2V3H20ZM29 2V3H28ZM53 2V1H52ZM61 2H59V3H61ZM101 2H103V3H101ZM111 2H112V4H113V2H114V4L112 5L111 4ZM117 2H118V5H116L117 4ZM208 2H207V6L204 4L203 6L204 7H206L205 8V10L207 11V12H214L215 13V9L213 8L214 6H213V4L214 5H216V6H219L218 5V3H216V2H214V1H212L213 3H211V1H210V4H212L211 5V7L213 8H210L209 6V4H208ZM16 3H18V4H16ZM26 3H28V4H26ZM31 3V4H30ZM42 3V2H41ZM58 5H57V4ZM61 3V4H62ZM89 3H91V5L89 4ZM104 3L106 4V5H104ZM119 3H120V5H119ZM152 3V2H151ZM216 3V4H215ZM2 4V5H1ZM12 4V5H11ZM24 4V5H23ZM36 4V5H35ZM109 4V5H108ZM202 4H200L201 6H202ZM7 5H11V6H7ZM15 5V6H14ZM28 6V8H26L27 6ZM31 5H32V7H31ZM46 7H45V6ZM87 5H81L80 7H84V6H86L87 7ZM90 5V6H89ZM94 5H95V7H94ZM97 5H99L100 7H97ZM209 5V6H208ZM7 6V7H6ZM35 6H38V7H35ZM41 6V7H40ZM92 6V7H91ZM104 6V7H103ZM107 8H106V7ZM112 6H114V7H112ZM118 6H120L121 7V9H118ZM202 6V7H203ZM2 7L3 8H5V10L4 9H2ZM21 7V8H20ZM85 7V8H86ZM87 7V9L88 10H90L89 8ZM103 8L102 10H100V8ZM111 7V8H110ZM119 7V8H120ZM203 7V8H204ZM207 7H209V9L207 8ZM15 10H14V9ZM38 8H40V9H38ZM47 8V9H46ZM53 8V9H52ZM57 8V9H56ZM59 8V9H58ZM77 7H74V10L76 9ZM94 8V9H93ZM96 8V9H95ZM98 8H99V10H98ZM106 8V9H105ZM110 8V9H109ZM114 10H113V9ZM117 10H116V9ZM8 9V10H7ZM11 11H10V10ZM31 9V10H30ZM38 9V10H37ZM41 9H42V11H41ZM44 9V10H43ZM108 9V10H107ZM123 9V10H122ZM212 9V10H211ZM20 10H21V13H20ZM24 10V11H23ZM41 11L40 13H42V14H40L39 12H37V11ZM47 10H49V11H47ZM55 10V11H54ZM68 10V9H67ZM78 10V11H77ZM77 10H75V11H77L75 14H77L82 20H83V18L86 16V14L85 13H83L82 11V9H79V8H77ZM79 10L83 13H81V12H79ZM119 10V11H118ZM211 10V11H210ZM14 11V12H13ZM32 12L31 14V18L28 16V15H30L29 13H27V12ZM60 12V13H58V12ZM100 11H101V13H103V15L101 16V13H100ZM108 11V12H107ZM117 11H118V13H120V14H118L117 13ZM26 12V13H25ZM55 12V13H54ZM69 12V11H68ZM110 12H112V13H110ZM14 13V14H13ZM35 13V14H34ZM38 15H37V14ZM50 13V15H52ZM70 13H72V12H70ZM80 13V14H79ZM99 13V14H98ZM106 13V14H105ZM11 14V15H10ZM23 14V15H22ZM24 14H27V15H24ZM49 14V13H48ZM60 14V15H59ZM67 14V13H66ZM85 14V15H84ZM108 14H112L113 15V19L111 18V21H110V19H109V15ZM216 14V13H215ZM215 14H213L214 16H216ZM8 15V16H7ZM19 15H21V16H19ZM37 15V16H36ZM46 15V16H45ZM50 15H48V17H49V19H50ZM52 15V16H53ZM68 15V14H67ZM71 15V14H70ZM72 15H73V13H72ZM71 15V16H72ZM82 15V16H81ZM94 15H93V17H94ZM111 15V16H112ZM115 15V16H114ZM120 15V16H119ZM33 16H35V17H33ZM46 18H45V17ZM98 18H97V17ZM117 16V21L116 22H114L115 20H114V17H116ZM15 17V18H14ZM25 17H27V18H25ZM41 17H44V18H41ZM77 17V16H76ZM75 17V18H76ZM78 17V18H79ZM106 17V18H105ZM122 17V18H121ZM12 18V19H11ZM13 18H14V20H13ZM19 18V19H18ZM24 18L25 19H31V20H29V21H27L28 23H27V25H26V27H24L25 26V24H26V20L24 21ZM65 18V17H64ZM63 18V19H64ZM73 19H74V17H72ZM80 18L78 19L79 20V22H81L80 21ZM87 17H85L84 19H86ZM100 18V19H99ZM103 18V19H102ZM118 18H119V20L121 21V19L123 20V24L122 23H120V21L118 22ZM261 18V19H260ZM260 18H258V20L256 19L255 21H253V22H251V24H249V25H251L250 27H252V24H253V27H261V26H259V25H261L262 23H264L263 21H264V17L262 16V17H260ZM262 18H263V20H262ZM1 19H3V20H1ZM66 19V18H65ZM64 19V20H65ZM77 19V18H76ZM88 19V18H87ZM109 21H107V20ZM22 22H21V21ZM47 20H48V18H47ZM67 20V21H66ZM65 20V22H68L69 20L68 19H66ZM92 20V21H93ZM101 20H103V21H101ZM125 20V21H124ZM260 20V21H259ZM262 20V21H261ZM18 21V22H17ZM50 21H55V20H52V17H51V20ZM77 21V20H76ZM85 21V20H84ZM83 21V22H84ZM112 21H113V23H112ZM6 22V23H5ZM12 22V23H11ZM25 24H24V23ZM29 22H30V24H29ZM55 22H57V21H55ZM83 22H81V23H83ZM120 24H118V23ZM258 22V24H256ZM6 25H5V24ZM20 23H23L24 24V26L22 25V24H20ZM58 23V22H57ZM85 23H86V21H85ZM88 24H89V21L87 22ZM87 23H86V25H87ZM109 23V24H108ZM115 23H117V24H115ZM261 23V24H260ZM11 24H12V26H11ZM42 24V23H41ZM59 24V23H58ZM84 24V23H83ZM122 24V25H121ZM4 27H3V26ZM19 27H18V26ZM30 25V26H29ZM85 25V24H84ZM85 25V26H86ZM107 27H106V26ZM109 25V26H108ZM263 26L262 27H264V24H262ZM22 26V27H21ZM104 26V27H103ZM111 26V27H110ZM116 26H118V27H120L119 29H117V31L115 32V36H113L114 35V33H113V35H111V31H113V30H116ZM23 27H24V29H23ZM88 27H89V25H88ZM113 27V28H112ZM117 27V28H118ZM249 27V28H250ZM7 28H8V31H7ZM82 27H80L79 25L77 26V25H73V29L74 30H76V31H79V32H81L83 35H84V37L85 38H90V36L89 35H87V34H84L85 32H83V29H81ZM86 28V27H85ZM106 28V29H105ZM112 29V30H110V29ZM115 28V29H114ZM77 29H79V30H77ZM87 29V28H86ZM248 29V26H246L245 27V30H247ZM100 30H101V32H100ZM85 31V30H84ZM107 31H108V34H106L107 33ZM244 29L241 31V33H243V35L245 34V35H249L248 33H249V31L247 32V31H244ZM104 32V33H103ZM123 32H121L120 34L122 35V36H124V33ZM245 32H247V33H245ZM104 34V35H102V34ZM116 33H117V35H116ZM29 34H30V32H29ZM27 35L28 34H25V38H27ZM46 35H50V34H46ZM71 34L69 33V38H68V40H71L72 38H74L73 40H75V41H71V42H76V43H78V44H80L81 45V47H88L89 49H93L94 50V46L92 47V45H94V44H85V42L86 41H84L83 42V40H80V39H76V38H79V37H76V36H73L72 38H71V36H70ZM108 35V36H107ZM110 35L113 37V38H111L110 37ZM51 36V35H50ZM50 36H48L49 38L48 39H50ZM77 36H79V35H77ZM117 36V37H118ZM10 37H12L13 39H14V42H13V39L11 40L10 39ZM47 37V36H46ZM109 37V38H108ZM71 38V39H70ZM111 38V39H110ZM256 38H260L259 39V41H257V42H259L258 43V45H256V47H257V50L259 51H262L261 53H263V54H260L259 55V58L257 59V64H258V68H262L263 69V71H262V69H260L259 70V73H261L262 74V76L264 77V59H261V58H264V43L262 42V39H261V37H257L256 36ZM51 39H53V37H51ZM106 39H108V40H106ZM110 39V40H109ZM90 40V39H89ZM257 40V39H256ZM12 42V44H11V42ZM80 41H82V42H80ZM18 42H19V44H18ZM127 42H129V41H127ZM17 43V44H16ZM76 43H74V44H76ZM82 43H84V44H82ZM130 43V44H129ZM128 44H126V42H124V45H123V43H122V41H121V44H120V47H127L128 48V46H133V45H131V42H129ZM111 46L113 45V44H111V43H109ZM115 44V43H114ZM90 45H91V47H90ZM79 46V45H78ZM260 46H263V47H261L260 48ZM7 47V46H6ZM18 47V48H17ZM23 48H24V46H22ZM22 48V49H23ZM96 48V47H95ZM114 48H115V46H114ZM0 49H1V47H0ZM21 49V50H22ZM26 48H24V50H25ZM43 49V48H42ZM22 50V54H21V51L18 53V54H20V57L18 56V57H16L17 58V61L18 60H20V58H23L22 57V55H24L25 56V53H26V55L27 54H29V52L27 51V50ZM96 51L95 52H97L98 51V49H95ZM0 52H1V50H0ZM23 52H25L24 54H23ZM45 52V51H44ZM50 52H51V50H50ZM49 53V52H48ZM52 53H55V51L53 50L52 51ZM1 54V53H0ZM104 53H98V55H100V56H98L99 58L101 57V60H102V58L104 59V60H102V61H105L106 60V57H104V55H103ZM201 54V53H200ZM206 56H205V55ZM208 56V57H207ZM30 57V56H29ZM261 57V58H260ZM0 58L2 59V57L0 56ZM89 58V60H91V58L90 57H88ZM186 58V57H185ZM185 58H181V59H179V61H183L185 64H189L191 61L190 60H188V59H190V58H188V59H186L185 60ZM194 59H192L191 58V60L193 61V60H195L196 58V60H197V62H194L195 64H198V62H200V65L201 64H203V65H206V63H208L209 61H211L210 60V53H203L202 52V54L201 55H199L198 57L196 56V57H193ZM206 58H207V60H206ZM208 58H209V60H208ZM0 59V60H1ZM6 59V58H5ZM95 59V58H94ZM93 58H92V62H97V60L95 59L94 60ZM184 59V60H183ZM262 60V61H259V60ZM195 60V61H196ZM199 60V61H198ZM24 61H26V60H24ZM24 61H22V64L24 63V64H26ZM28 61V62H27ZM26 62H27V64H29V62H30V64H33L32 63V60H30L29 61V59L27 60ZM190 61V62H189ZM206 61H208V62H206ZM8 62V63H7ZM19 62V61H18ZM172 62V61H171ZM169 63V62H167L166 64H168L169 63V65H165V66H167V67H169V66H171V67H178V66H175V65H177V63H179V62H177V61H174V62H172V63ZM177 62V63H176ZM183 62H181L182 64H183ZM193 62H191V63H193ZM206 62V63H205ZM261 62V63H260ZM4 63V62H3ZM2 63V61H0V64H3ZM7 63V64H6ZM11 63V62H10ZM174 63V64H173ZM176 63V64H175ZM181 63H179V65L181 64ZM190 63V64H191ZM5 64L6 65H8V67H10V69H12L13 67L12 66H14V70L12 69V71H15V72H17V69H16V67H15V65H13L12 63L11 64H9V60H8V58H7V60H6V62H5ZM23 64V65H24ZM26 64V65H27ZM170 64H172V65H170ZM11 65V66H10ZM261 65V66H260ZM113 68L112 69H116V67H114V66H112ZM217 67H219V66H217ZM179 68V67H178ZM0 69H2V67H0ZM139 70V69H138ZM137 70V75H138V77L139 76H141L140 74H143L144 75V73H147L150 69H148V71L147 70H145V71H143V69L142 70H140V71H138ZM219 70V69H218ZM34 71V69L32 70V72ZM143 71V72H142ZM150 71H152V72H150ZM147 74L149 75V74H151V73H153L154 71L153 70H150ZM210 71H212V70H210ZM209 71V72H210ZM213 71H215V70H213ZM222 70L220 69L219 70V72L218 71H216L217 72V74L218 75H215L214 77L215 78H218L219 77V75H220V77H221V74H220V72H221ZM15 72H14V75L13 76H7V75H5V78H7L6 80L4 79V74H3V80L4 81H6L7 83H8V80L12 83V81H14L13 82V86H16V92H18V93H16V95H18V94H21L22 93V95H21V97H20V101H23V99L24 100H26V99H29V98H33L35 95H37L34 91L32 92V91H30L29 90V92H27L28 91V89H25V91L28 93H26L25 91L24 92H22L23 90H22V88H20V90H19V87L21 86L20 85V81L18 80V77H14L15 75H17V73L15 74ZM34 72H36V71H34ZM33 72V73H34ZM132 72V73H131ZM131 72H129L130 74L129 75H131L130 77H133L132 75H134L135 77H134V79H136V77H137V75H135L136 73H135V71H131ZM139 72H142V73H139ZM42 74V73H40V71H37V74ZM113 74L114 73H116V71H114V72H112ZM112 73H110L109 75V77L111 78V74ZM133 73H135V74H133ZM211 73V72H210ZM147 74L146 75H144V76H147ZM43 75V74H42ZM41 75V76H42ZM142 75V76H143ZM205 75V74H204ZM2 73L0 72V80H2ZM143 76V77H144ZM193 76L194 75H191V77H192V81H194L195 82V79L193 78ZM210 76L211 75H209L208 77L210 78ZM213 76V75H212ZM211 76V77H212ZM218 76V77H217ZM10 77V78H9ZM102 77V76H101ZM100 76H97L96 78H98V79H96L95 81L97 82L96 83V85H95V82H94V86H91L90 88L89 87H87V85H82V86H80L79 88H76L75 90H73L72 92L73 93H70V94H67L66 95V97H71V99H76L77 100V98L81 101H79L78 100V102H79V104H78V107H80L79 109V111H80V113H79V111L76 113V115H78V116H80V119H81V122L82 123H84L83 121H86V124L84 123V124H82L85 128L84 129H86V130H92V132H94L93 134L90 132V131H88L90 134H92L93 136H96L97 135V140H98V138L99 139H102V140H100L101 141V143L102 144H104V146H106V147H103V148H101V149H99V150H93L92 149V152L93 151H95V153H97V155L96 154H90L88 151H87V149H85V148H90V146L86 143V142H82L84 145L82 146V145H80L81 146V148L83 149V147H84V151L78 146L79 144H76L77 145V147H75V148H70L71 146H72V144L74 145V143H77L75 140L77 139V137H75V134L73 135V132H72V130L70 131L69 129H64V128H60L59 129V127H54V126H56V125H54V121H56L55 123H57L58 121V119H65V118H67V116L65 115L66 114V111L63 109V110H60L59 112L58 111H56V113H55V110L54 109H52V110H49L48 108H50L49 106H48V104L49 103H52L53 101H55L56 100V98L57 97H55V99L53 100V99H51L52 97L51 96H49L50 98H48L47 99V97H45L46 99H43L44 97H40V98H38L39 99V101H38V99L36 98H34V100H32V98H31V100H32V102L34 101V105H32L31 104V100L29 101L28 100V102L27 103H25L24 101H23V105H22V107L24 108V107H26V108H28V109H25V110H27V112L25 111V110H23L22 109V107H21V103L20 104H18L19 106H15V109L17 108V110L19 109V111L22 109L23 111H25V113H28L29 111H31V114H33L35 111H37L36 113H34V114H37L38 113V116L37 115H34L35 117H37V118H32V120L30 119V118H25V117H17V119H20L21 120V122L23 123V120H27L28 122H29V124H28V122L27 121H24V123L22 124V125H20V123H18V121L20 122V120H18L17 121V125H18V130L20 131V130H22L23 129V131H22V133L20 132V134H24L25 135V132H28L27 133V136L26 137H28L29 139H30V135H32V136H34L33 138L31 137V139H32V141H33V145H31V143H32V141L30 142L29 141V139H27L26 137H24L25 139V141L27 140V144H25V143H21V145H19V147L21 148V146L22 145H25V146H22V147H24V152H30L31 154H32V152H33V154H37V152H39V151H37V152H35L36 150H41V149H43V148H45L44 150H41L38 154H41L40 155V157H43V160H45V158L47 157V156H51V155H53L52 153H55L56 154V152L58 151V150H60V149H58V146H59V144H61L62 142L64 143V144H66L67 146H63V149L65 150V148H66V150H69L70 151V153L71 154H75V153H77V154H75L76 156L75 157H77L75 160L74 159H72V160H74L76 163H74V161L71 163V165H73L74 167L75 166H77V167H79L78 169H77V171L82 175V176H78V174H76V175H73V177L74 176H76L77 178H75V179H73V181L75 180V183H73V181H72V179L71 180H69V183L71 182V183H73V184H76L77 182L78 183H81V181H83V182H85V179L87 180V181H91L92 182V185H90V183L88 182V184H86V182L85 183H83L82 182V184H81V186H80V184H78V186L77 185H75V187L77 186V187H79V189L76 187H74L77 191H78V197H79V199L80 200H78V197H77V192H76V190L74 191V190H72V192H70V194L72 193H74V197H75V195H76V201H74L73 199H72V202H75V203H73L74 205H76V203H77V205H76V207H78V206H80L79 208H82V210L84 211V213L86 212V214L87 215H89L88 217H90V218H92V220L89 218V220H91L93 223H96V221H97V225L99 226V227H101L100 229H101V231H102V239H104L103 237L104 236H108V238L110 237V240L111 239H113V241H114V245L117 247V251H121V253L122 254H125V255H127L128 254V256H129V253H127V252H130L131 250V248H129V249H127V251H126V249L124 248V246H126V244H127V242L129 241L128 239H130V245H131V247H132V251H133V253H134V255H137L136 256V258H137V260L139 259H141V255L142 254H138V253H140V251L141 250H143L141 253H146L145 251V249H147L146 247H149V245L148 246H146L147 244H145L146 243V241H147V239H149L150 238V233H151V229L154 227H156V222L160 225V230L158 231V233L156 234V238H157V240L159 241L161 238H163V239H161V240H165V242H167L168 244L170 243V242H172L175 238H177L178 240V242L181 244H179L178 242H177V244H178V246L183 250V251H185V252H188L189 254H191V255H194V257H196V259L199 261L198 263L200 264V263H202V264H234V261H232L233 259L231 258V257H229V256H227V254L226 253H221V251L222 250H224L225 251V249L226 248H230V246H228L229 244L227 243V240L225 241V239L226 238H224L223 237V235L224 234H222L223 232H221V226H219L218 224L219 223H217V224H215L214 222H212V223H214V224H211V222L210 223H208V221L206 222L205 221V219H207V215H206V213H207V210L209 209V208H205V207H209V204H207V201H208V203H210V204H212V205H210V206H213L214 208H217V209H219V207H221V206H223L222 204H224V203H222V201L223 200H225L224 199V197H220V196H223V195H225V198H226V194H225V192H220V191H222V190H220V188L217 186V188H216V185H215V188L216 189H213V190H215V191H213L212 189H210V188H214L211 184H210V182L212 181V179H210V178H208L207 176H206V174H205V172L207 173V171H205L204 172V170L207 168V163L210 161L211 162V160H213V159H216L215 160V162H217V161H219V159H217V158H219V157H217V156H219L218 154L216 155V156H214L215 158H212L211 160H209L210 158H209V156L207 155V153L206 154H204L205 152H207V149L205 148V143L203 142L202 143V141L200 140V141H196L197 143H201V145H200V143L199 144H193V145H197L196 146V148L192 145H190V148H189V150H188V147H189V144L190 143H187V144H185V143H180V144H182L181 146H179V145H177V149L175 150V147H174V150L175 151H173L172 153H170L171 151H169V149H166V147H161L162 149V151H164L166 154H164V152L162 153V151H160L159 149H160V147L159 148H157V150H156V148H153V150L155 151L156 150V152H158V150L160 151V153L161 154H163V155H161L162 157H163V159H162V157H161V161L164 163H162L161 161H160V159L159 158H156V156H155V158L157 159H155V158H153V157H150L154 152L152 151V147H147L146 146V144H145V146H143V144H142V147L141 146H139V147H137V149L135 148L134 149V146H133V149H132V146H131V144H128V143H123L122 145H119V144H121V142L119 143L118 141L119 140H117V139H115V138H111L110 139V137H112L111 135H109L110 133H112V132H108L109 134H105V133H103V135L105 134V135H107V137L109 136V141H113V140H116L117 141V143H116V141L114 142V143H116V144H114L113 142L109 145L108 144V142H107V140H108V138H106V137H104V136H101V134H102V131H104V132H106L107 130H109V129H104V128H102L101 129V127L100 126H98V123H99V125L100 124H102L101 126L103 127V122H104V127L106 128L107 126H110V124L108 123L109 121L111 122V119H112V114L110 115L108 112H106L105 110H110L112 107L108 104V102H107V100H106V98L105 97H103V96H99V95H95V94H97V93H100L101 91L99 90V89H101L102 87H104V86H107V84H110L111 86L112 85H114V86H124V84H121L122 82H120V81H122L123 80V78L121 77H116V76H112V78H111V80H110V78L108 79V77H106V79L105 78H101ZM115 77V78H114ZM130 77H128L129 79H131ZM194 77H196V76H194ZM214 77H212L213 78V80L215 79ZM9 78V79H8ZM101 78V79H100ZM124 79V81L123 82H128V80L129 79ZM140 78V77H139ZM208 78V79H209ZM211 78V79H212ZM104 79H105V81H104ZM220 78H218V80H219ZM16 80V81H15ZM100 80V81H99ZM104 81V82H103ZM108 83H107V82ZM112 81V82H111ZM131 81V80H130ZM9 82V83H10ZM18 82V83H17ZM106 82V83H105ZM115 82V83H114ZM16 83V84H15ZM80 83H82V82H80ZM99 83V84H98ZM101 83H102V85H101ZM18 84V85H17ZM98 84V85H97ZM104 84H106V85H104ZM117 84V85H116ZM12 85V84H11ZM20 85V86H19ZM17 86H19L18 88H17ZM98 86H100V87H98ZM109 86V85H108ZM156 85H153V89L151 88V87H149L150 88V90L152 89V91L154 90L155 91V89H159V88H156L155 87ZM170 85H168V86H166V88L165 89H167L168 90V87H169ZM87 87V89L89 90V91H87V89H85V88ZM154 87H155V89H154ZM158 87V86H157ZM160 87V86H159ZM93 88V89H92ZM95 88H96V90L98 91V92H95L96 90H95ZM173 88L174 87H172V96L173 95H177L176 94V92H173L174 90H173ZM4 88L2 87V86H0V90H3ZM78 89H80V91L78 90ZM161 87H160V89H159V91H161ZM164 88L162 89V90H165ZM170 90H171V87L169 88ZM6 90V89H5ZM5 90H3V91H5ZM22 90V91H21ZM76 90H78V91H76ZM2 91V92H3ZM21 91V92H20ZM153 91V92H154ZM166 91V90H165ZM165 91H163L164 93H165ZM6 92H7V90H6ZM30 92H32V93H30ZM83 92V93H82ZM132 92H133V94H132ZM131 93H129V94H131L130 95V97L131 98H133V95H139V96H143V97H145V98H149V99H153L152 98V96L149 94V96L148 95H144L143 93L141 94V92H138L137 94H135L136 92H134V91H132ZM157 92V91H156ZM169 92V91H168ZM170 92H169V95H170ZM216 92L218 93V91L216 90ZM4 93V92H3ZM23 93H26V94H23ZM30 93V94H29ZM91 94V95H88V94ZM95 93V94H94ZM140 93V94H139ZM166 93H167V91H166ZM165 93V94H166ZM226 93V92H225ZM224 93V94H225ZM84 94H86V95H88V96H91V97H94L95 96V99L97 100H95V99H93V100H91V99H87V97H86V95H84ZM27 95V96H26ZM30 95V96H29ZM72 95V96H71ZM121 95H123L124 96V94H121ZM168 95V94H167ZM74 96V97H73ZM75 96L77 97V98H75ZM80 96V97H79ZM81 96H83V97H81ZM98 96V97H97ZM129 96V95H128ZM128 96H125V97H128ZM151 96V97H150ZM179 96H181V95H179ZM178 95H177V97L175 98V96H173V98L175 99V101H174V106H177V105H179V109H180V106H181V110H187L188 108H186L185 106H187L186 104V102H184L183 101V103L185 104V106H184V104L182 103V101H180V100H178V98H180ZM210 96V95H209ZM100 97V98H99ZM181 97H183V96H181ZM41 98L43 99V101L41 100ZM86 98V99H85ZM104 98V99H103ZM185 98V97H184ZM100 99V100H99ZM127 99V98H126ZM177 99V100H176ZM41 100V101H40ZM45 100V101H44ZM53 100V101H52ZM62 100H64V99H62ZM84 100L85 101H87V103H89L88 105H85V102H84ZM89 100V101H88ZM132 100V99H131ZM133 100H134V98H133ZM183 100V99H182ZM50 101H52V102H50ZM93 101V102H92ZM98 102V103H96V102ZM177 101V102H176ZM178 101H180L181 102V104H183V105H180V102H178ZM36 102H37V104H36ZM104 102V103H103ZM176 102V103H175ZM47 104V106H45V104ZM81 103V104H80ZM84 103V104H83ZM86 103V104H87ZM105 103H106V105H105ZM135 103V102H134ZM178 103V104H177ZM43 104V105H42ZM92 104H93V106H92ZM132 104H133V102H132ZM175 104H177V105H175ZM85 105V106H84ZM89 105H91V107L92 108H89L88 109V107H90ZM104 105V106H103ZM31 106H32V108L33 107H36V106H43V107H41V113L43 114V112L44 113H46L44 116H45V124L44 125H46L47 127H48V130H46L45 131V129L44 128H42V127H44L43 126V123H42V121L44 120L43 119V115L41 116H39V114H41L40 113V108H37L38 110H36V108H33V109H31ZM44 106H45V108H44ZM88 106V107H87ZM142 106L143 107H145V106H147V104L145 105H143L142 104ZM183 106L185 107V108H183ZM85 107H87L86 109H85ZM98 107H102V109H100V108H98V110H97V108ZM104 107H105V109H104ZM108 107V108H107ZM188 107V106H187ZM29 108H30V110H29ZM52 108V107H51ZM63 108V107H62ZM150 110H152L150 107H148ZM147 107H145L144 109V111H146L147 109H148ZM157 108V107H156ZM155 108V109H156ZM183 108V109H182ZM82 109V110H81ZM94 109H95V111H94ZM154 109V108H153ZM190 109V111H193V110H195V109H191V108H189ZM29 110V111H28ZM44 110V111H43ZM83 110H84V112H83ZM88 110H89V112H88ZM104 113V111L107 113H104V114H101V116L103 117V118H99V116H100V112L101 111ZM46 111V112H45ZM148 111V110H147ZM146 111V112H147ZM153 111V110H152ZM190 111H188L187 110V113H189V114H191L192 113V115L194 116V114H195V112H196V110H195V112L193 111V112H190ZM7 111H4V112H2L3 114H1V116H3L4 115V117H6L5 115H7L8 113H6ZM33 112V113H32ZM90 112H91V114H90ZM97 113L94 117H93V113ZM101 112V113H102ZM150 112V111H149ZM4 113H6V114H4ZM49 115H48V114ZM60 113V114H59ZM64 115H63V114ZM79 113V114H78ZM86 113V114H85ZM197 113H198V111H197ZM30 116H32L31 114H30V112L28 113ZM90 114V115H89ZM107 115V116H109L111 119H107V116H104V115ZM8 115H10V114H8ZM99 115V116H98ZM195 115H197V114H195ZM33 116V117H34ZM55 116V117H54ZM58 116V117H57ZM98 116V117H97ZM4 117H0L1 119H3ZM40 117H42L41 119H40ZM49 117V118H48ZM51 117H53V118H51ZM56 117L58 118V119H56ZM92 117H93V119H92ZM115 117V116H114ZM113 117V118H114ZM195 117V116H194ZM25 118V119H24ZM92 120H91V119ZM105 118H106V120H105ZM36 119H38L37 121H36ZM39 119H40V121L41 122H38L39 121ZM43 119V120H42ZM88 119V120H87ZM95 119V120H94ZM83 120V121H82ZM96 120H97V122H96ZM99 120V121H98ZM102 120V121H101ZM109 120V121H108ZM31 121V122H30ZM34 121H35V123H34ZM48 121V122H47ZM100 121L102 122V123H100ZM194 122L196 121V119H194L193 120ZM91 123L92 122V124H89L88 125V123ZM106 122V123H105ZM42 125H41V124ZM47 123V124H46ZM94 123H96L95 124V127H94ZM109 124V125H106V124ZM37 124H39V125H37ZM32 125H35V126H32ZM88 126H89V128H88ZM30 127H32V129L30 128ZM39 128V130H38V128ZM27 128H30V129H27ZM37 128V129H36ZM46 128V127H45ZM91 128H93V129H91ZM99 128H100V130H99ZM110 128V127H109ZM26 129L27 130H29L31 133H29V131H26ZM35 129H36V131H35ZM40 129H43V131H42V133H45L44 135H43V137L41 136L42 135V133H41V130ZM47 129V128H46ZM52 129V130H51ZM55 129V130H54ZM104 129V130H103ZM34 132H32V131ZM40 131V132H38V131ZM66 130V131H65ZM95 130H99V131H96L95 132ZM102 130V131H101ZM106 130V131H105ZM250 130H251V132H250ZM250 130L248 131V133H252L253 131H252V128L250 127ZM48 131V132H47ZM53 131V132H52ZM58 131V132H57ZM60 131H62V132H60ZM70 131V132H69ZM111 131H112V129H111ZM72 132V133H71ZM98 132H101V133H98ZM192 132H195V131H192ZM197 132V131H196ZM195 132V134L196 135H200V133L198 134V133H196ZM40 133V134H39ZM47 133H51L50 135L49 134H47ZM58 133H59V135H58ZM67 133V134H66ZM125 132H123V134H124ZM28 134H30V135H28ZM35 134V135H34ZM47 134V135H46ZM54 134H55V136H54ZM96 134V135H95ZM192 134V133H191ZM194 134V133H193ZM255 134H256V132H255ZM258 134V133H257ZM256 134V135H257ZM45 135H46V137L49 139H47V138H45ZM57 135V136H56ZM68 135H70L71 137H69ZM178 136L177 137H181V135H180V133L179 134H177ZM260 135V136H259ZM9 136V135H8ZM30 136V137H29ZM35 136H36V138H38V140H41V143L39 142V141H37V139L35 140ZM38 136H41V137H38ZM49 136V137H48ZM59 136V137H58ZM65 136V137H64ZM99 136H101V138L99 137ZM61 137V138H60ZM63 137V138H62ZM74 137V138H73ZM257 137L258 138H261V143L260 142H258V143H260L259 144V146L260 145H264V136L262 137V134H258L257 135ZM256 137V138H257ZM57 138V139H56ZM107 140H106V139ZM145 138H146V136H145ZM43 139H44V143L46 142V144H44L42 141H43ZM65 139V140H64ZM67 139H68V141H67ZM71 139H74V142H73V140L71 141ZM105 139V140H104ZM141 139H143V137H141ZM204 139V138H203ZM24 140H20V142H23ZM55 140V141H54ZM61 140H64V141H62L61 142ZM198 140V139H197ZM35 141H37V142H35ZM48 141V142H47ZM60 143H59V142ZM65 141H67V142H65ZM99 141V140H98ZM99 141V142H100ZM105 141H106V143L110 146L109 147V149H108V147H107V144L105 143ZM30 144H29V143ZM34 142H35V146H38V147H35L34 146ZM69 142H70V144H69ZM72 142V143H71ZM253 142H255V141H253ZM253 142H251V146L252 147H250L249 149L251 150V148H253V146H254V144L257 146H255V148H253L252 150H254V151H256V150H258V144H256L257 142H255V143H253ZM37 143H39V145L37 144ZM49 143V144H48ZM58 144L57 145V147H55L56 149H58V150H55L53 147H54V144ZM78 143H79V141H78ZM119 143V144H118ZM195 143V142H194ZM252 143H253V145H252ZM40 144H44L43 146L42 145H40ZM81 144V143H80ZM113 144V146H115V148L117 149H115L113 146H111ZM119 145V147H118V145ZM185 144V145H184ZM192 144V143H191ZM250 144V143H249ZM31 146L30 148L31 149H33V146L35 147L34 149V151H30V148H29V150H26V149H28V148H26V146ZM86 145V146H85ZM184 145V146H183ZM199 145V146H198ZM51 146V147H50ZM56 146V145H55ZM87 146H89V147H87ZM121 146V147H120ZM124 146V147H123ZM179 146V147H178ZM182 146H183V148H182ZM203 148H202V147ZM40 147H42V148H40ZM50 147V148H49ZM62 147V146H61ZM70 148V149H67V148ZM78 147L80 148V149H78ZM114 148V149H111L112 150V154H111V150H110V148ZM119 149H118V148ZM127 147V148H126ZM145 147H146V149H145ZM186 147V148H185ZM39 148V149H38ZM76 148H77V150H76ZM106 148V149H105ZM131 148V149H130ZM144 150H146L145 151V153H146V155H147V159H145L146 157H144V158H142V157H139V156H136V153L135 152H137L138 153V151L141 149L142 150V152L144 151ZM149 148H150V150H149ZM192 148V149H191ZM264 148V147H263ZM91 149V148H90ZM127 149H129V150H127ZM166 151H165V150ZM182 149V150H181ZM184 149V150H183ZM185 149H186V151H185ZM199 149H201V151L199 150ZM203 149V150H202ZM204 149H206V150H204ZM47 150V151H46ZM48 150H50V151H48ZM75 150V151H74ZM85 150H86V152H85ZM115 151V153H114V151ZM132 150H134V151H132ZM136 150V151H135ZM140 150V151H141ZM178 150V151H177ZM180 150V151H179ZM196 152H198V151H200V152H196L195 154H194V151ZM81 151V152H80ZM117 151V152H116ZM119 151V152H118ZM120 151H122V152H120ZM129 152L128 153V157L127 158H129V159H126V160H124V159H119L118 157H115V156H113V155H115V154H117V155H120V154H122V153H126L127 154V152ZM167 151L169 152V153H167ZM181 151H182V153H183V151H184V153H185V155H184V153L183 154H178L179 152L181 153ZM193 151V155H192V153L191 152ZM253 151V153L254 154H252L253 156L257 153V151H256V153ZM28 152V153H29ZM42 152V153H41ZM100 152V155L98 154ZM131 152H132V154H131ZM154 153L153 155H156V154H160L159 152L158 153ZM186 152H187V155H186ZM190 152V153H189ZM204 152V153H203ZM252 152V151H251ZM250 152V153H251ZM28 153H26V154H28ZM29 153V156L31 155ZM47 155H46V154ZM62 153L61 151H59L57 154L58 155H56L57 156V160H62L60 163L62 164V165H64V166H66L67 164L64 162V158L60 155V154ZM83 153V154H82ZM88 153L90 154V156L91 157H89V155H88ZM107 153V154H106ZM118 153H120V154H118ZM148 153V154H147ZM151 153V154H150ZM25 154V153H24ZM25 154V155H26ZM35 154V155H36ZM103 154V155H102ZM134 154H135V156H134ZM167 154H169V155H171V156H168ZM191 155V157H190V155ZM203 154V155H202ZM104 156V158L102 157V156ZM112 155V156H111ZM132 155V156H131ZM145 155V156H146ZM177 155V156H176ZM183 157H182V156ZM189 155V156H188ZM198 155V156H197ZM208 157H207V156ZM34 155H32V157H33ZM38 156V158H36L35 156V158L36 159H33V160H37V159H39V155H37ZM55 156V155H54ZM109 156V157H108ZM134 156V157H133ZM148 156H149V158H148ZM160 156V155H159ZM166 156V157H165ZM174 156V157H173ZM179 156H181V157H179ZM186 156H188V157H186ZM192 156H193V158H192ZM203 156H205L204 158H203ZM62 157V158H61ZM85 157V158H84ZM100 157V158H99ZM135 157H137V159H135ZM189 157L191 158V159H189ZM195 157H196V159H199V160H201L202 161V163H201V161H197L196 159H195ZM48 158V157H47ZM51 158H52V156L49 158L50 160H46V162H48V163H50L51 162ZM54 158V157H53ZM52 158V159H53ZM87 158V159H86ZM89 158V159H88ZM91 158V159H90ZM95 158V159H94ZM99 158V159H98ZM105 158H106V160H105ZM112 158V159H111ZM131 158V159H130ZM134 158V160L131 162V160ZM151 158L153 159L152 161H151ZM165 158H167V159H165ZM169 158V159H168ZM180 158H182L181 160H180ZM185 160H184V159ZM209 158V159H208ZM66 159V158H65ZM79 159H80V161H79ZM87 161H86V160ZM94 159V160H93ZM98 159V160H97ZM109 159V160H108ZM111 159V160H110ZM139 159L141 160V159H143L142 161H139ZM165 159V160H164ZM204 161H203V160ZM68 162H71V160H69L68 158L66 159ZM78 160V161H77ZM83 160V161H82ZM88 160H89V162H88ZM113 160V161H112ZM116 160V161H115ZM129 160V161H128ZM135 160H137V162H139V163H137ZM145 160H147V161H145ZM173 160V161H172ZM189 162V164H187L188 162ZM194 160V161H193ZM206 160V161H205ZM252 160H254L253 158H252ZM102 161V162H101ZM115 161V162H114ZM120 161V162H119ZM125 161V162H124ZM144 161V162H143ZM159 161V162H158ZM166 161V162H165ZM182 161V162H181ZM186 163V164H184V162ZM4 161L0 158V169H1V171H0V173H2V176H1V174H0V176L2 177V178H4V177H6V176H4V175H7L8 174V170H9V168H8V166H7V164H6V162H4ZM93 162H95V163H93ZM97 162H99V163H97ZM123 162V163H122ZM134 162V163H133ZM140 162L142 163V164H140ZM152 162V163H151ZM168 162V163H167ZM171 162V163H170ZM178 162V163H177ZM181 162V163H180ZM196 162L197 163V165H196V163L194 164V163ZM198 162H199V164H198ZM207 162V163H206ZM213 162V161H212ZM254 163V166L257 164L255 161H253ZM3 163V164H2ZM48 163H45V165H46V171H51V169L52 168H50V167H52L51 165H53V164H51L50 165V167H48L49 166V164ZM53 163V162H52ZM88 163V164H87ZM104 163V164H103ZM107 163V164H106ZM108 163H109V165H108ZM124 163H125V165H124ZM137 163V164H136ZM154 163V164H153ZM157 163V164H156ZM168 165V166H165L166 164ZM191 163V164H190ZM201 163V164H200ZM206 163V164H205ZM219 163V162H218ZM216 164L217 165V167L219 166V164H220V169H219V167L218 168H216V170L214 169V171H218L219 172V170H221V172L223 171V172H226V168L224 167L223 168V166H221V163H219V164ZM256 163V164H255ZM6 164V165H5ZM42 165L44 164V163H41ZM66 164V165H65ZM80 164V165H79ZM90 164V165H89ZM98 166H97V165ZM106 164V165H105ZM161 164V165H160ZM172 164V165H171ZM179 164V165H178ZM184 164V165H183ZM2 165V166H1ZM6 166L7 167V169L4 167V166ZM45 165H44V167H45ZM94 165H95V167H94ZM107 165H108V167H107ZM110 165H111V168H110ZM118 165H120V166H118ZM169 165L171 166V167H169ZM174 165V166H173ZM184 167H182V166ZM189 167H188V166ZM203 165V166H202ZM72 166V167H73ZM103 166H105L104 167V169H103ZM114 167V169H113V167ZM118 166V167H117ZM156 166V167H155ZM160 166V167H159ZM164 168H163V167ZM177 166H179V167H177ZM186 166H187V168H186ZM194 166H197V167H194ZM201 166V167H200ZM257 166V165H256ZM255 166V167H256ZM2 167H3V169H2ZM49 168V170H47L48 168ZM86 167V168H85ZM102 167V168H101ZM128 167V168H127ZM159 167V168H158ZM168 167L170 168V169H168ZM174 167V168H173ZM193 169H195V170H198V171H196L195 172V170H193ZM199 167V168H198ZM202 167H204V168H202ZM258 167V166H257ZM5 168V169H4ZM84 170H82V169ZM95 168H96V170H95ZM107 168V169H106ZM121 168V169H120ZM135 170H134V169ZM156 168V169H155ZM173 168V169H172ZM191 168V169H190ZM222 168V169H221ZM258 168H260V165H259V167ZM54 169H56L57 170V172L60 170L61 171V169H57V168H54ZM108 169H109V172H108ZM118 169V170H117ZM160 169H162V170H160ZM175 169V170H174ZM177 169V170H176ZM187 169V170H186ZM224 169H225V171H224ZM3 170H4V172L6 173V174H3L4 172H3ZM56 170H53L52 169V171L51 172H55ZM80 170V171H79ZM85 170H86V172H85ZM102 170L105 172H102ZM113 170V171H112ZM165 170V171H164ZM169 170H170V172H169ZM174 170V171H173ZM178 170H180V172L178 171ZM191 172H190V171ZM194 172H193V171ZM207 170V169H206ZM98 171V172H97ZM122 171L125 173H122ZM126 171V172H125ZM127 171H129V172H127ZM164 171V172H163ZM183 171H187L188 173H190L189 175H188V173L186 172H183ZM214 171H211L212 173L214 172ZM83 172V173H82ZM89 172V173H88ZM95 174H93V173ZM101 172V173H100ZM108 172V177L109 176H114V178L112 177V178H107V175H106V173ZM113 172V173H112ZM119 172V173H118ZM121 172V173H120ZM172 172H173V174H172ZM221 172H219L221 175H223L224 176V173L222 174ZM9 173H10V170H9ZM48 173V172H47ZM87 173V174H86ZM90 173L91 174H93V177H92V175H90ZM97 173H99V174H97ZM105 174V175H103V174ZM117 173V174H116ZM128 175H127V174ZM157 173V174H156ZM160 173V174H159ZM180 173V174H179ZM182 173V174H181ZM185 173V174H184ZM203 173V174H202ZM227 173V172H226ZM226 173H225V176H226ZM260 173H262L263 174V172H260ZM48 174H50V175H52L51 173H48ZM102 174V175H101ZM122 174V176L124 175V177H122V179L118 176V175H121ZM168 174H169V176H168ZM187 174V175H186ZM192 174V175H191ZM195 174V175H194ZM200 174V175H199ZM205 174V175H204ZM227 174H229V173H227ZM262 174H260L261 175V177H260V179L262 178V179H264L262 176H264V175H262ZM18 176V174H16L15 173V176ZM54 175V174H53ZM88 175V176H87ZM129 176V177H127L126 178V176ZM131 175H132V178H130L131 177ZM156 177H155V176ZM163 175V176H162ZM168 177H167V176ZM175 175V176H174ZM177 175H179V176H177ZM191 175V176H190ZM4 176V177H3ZM15 176L13 177L14 178V180H16L17 181V179L19 180V178L18 177H16V179H15ZM84 176V177H83ZM98 176H100L99 178H98ZM137 176V177H136ZM190 176V177H189ZM192 176H193V178H192ZM206 176V177H205ZM225 176H224V179L225 180H227V177L225 178ZM228 176V175H227ZM0 177V179L2 180V178ZM9 177V175L6 177V178H8ZM20 177V176H19ZM53 177V176H52ZM69 178H71L70 176H68ZM80 177V179H78ZM86 177V178H85ZM118 179H117V178ZM135 177V178H134ZM141 177V178H140ZM171 177H172V179H171ZM179 177V178H178ZM184 177H186V178H184ZM204 177V178H203ZM230 177V175L228 176V178ZM81 178H82V180H81ZM83 178H85V179H83ZM105 178H107V179H105ZM116 178V179H115ZM129 178L131 179V180H133V181H131V180H129ZM174 178H176V179H174ZM180 178H182V179H180ZM184 178V179H183ZM199 178V179H198ZM21 180H19L20 181V183H21V181L23 182V183H21V184H19L18 182L19 181H17V186H16V181H14V183H11V185L8 183H6V185H10V186H12L13 184L16 186V190H17V192H20V186H21V188H22V190H21V192H22V194H23V196H27L28 194L26 193L27 192V190H25L24 192L27 194V195H24L25 193L23 192V190L24 189H27L28 188V190H33V192H32V190L30 191V192H32V194H33V197H35L36 196V198H38V196H41V195H43L42 197L43 198H45V199H43V198H38V199H42V200H44L43 202L46 204V202L45 201H47L48 199H50L47 195H45L44 196V194H39V193H36L37 192V189H35V188H30V187H28V186H25L24 187V189H23V186H22V184H24V180L25 179H23L22 177L20 178ZM67 179V177L65 178V180ZM78 179V180H77ZM104 180V182H103V180ZM112 179V180H111ZM115 179V180H114ZM157 179V180H156ZM198 179V180H197ZM206 179V180H205ZM211 181H210V180ZM262 179H261V181H262ZM0 180V181H1ZM4 180V179H3ZM2 180V181H3ZM102 180V181H101ZM123 180V181H122ZM127 180H129V181H127ZM156 180V181H155ZM162 180V181H161ZM176 180V181H175ZM188 180V181H187ZM190 180V181H189ZM232 180V179H231ZM231 180H229V182L230 183H232V181ZM2 181H1V185H3V183L5 182V180H4V182L2 183ZM64 181V180H63ZM99 181V182H98ZM126 181V182H125ZM140 181V182H139ZM158 181V182H157ZM170 181V182H169ZM196 181H198V182H196ZM6 182H8V181H6ZM62 182V181H61ZM66 182H68V181H66ZM102 182V183H101ZM106 182H109L110 183V185H108L109 183H106ZM134 182V183H133ZM157 182V183H156ZM161 182H162V184H161ZM163 182L165 183V184H163ZM185 182V183H184ZM187 182V183H186ZM201 182V183H200ZM213 182V181H212ZM263 182H264V180H263ZM62 183H65V181L64 182H62ZM97 183V184H96ZM103 183H106V184H103ZM121 183V184H120ZM188 183H189V185H188ZM191 183H194V185L193 184H191ZM199 183V184H198ZM5 184V183H4ZM67 183H65L64 185H66ZM83 184H85V186H82ZM102 184H103V188H102ZM113 184V185H112ZM116 184V185H115ZM121 186H120V185ZM135 184H137V185H135ZM178 184V185H177ZM191 184V185H190ZM0 185V186H1ZM6 185H3L5 188H6ZM13 185V186H14ZM19 185V186H18ZM26 185V184H25ZM100 185V186H99ZM116 187H115V186ZM161 185H162V189H161ZM197 185V186H196ZM209 185H210V187H209ZM231 185V184H230ZM10 186H7V187H9V189L8 188H6L7 189V191L6 192H13V193H15L14 194V196H18L17 198H15V200L17 201V203H19L23 198V196L21 195V193H16V192H14V191H16L14 188H13V191H12V189L10 188ZM89 186H91V187H89ZM108 186V187H107ZM111 186H113V187H111ZM124 186V187H123ZM167 186V187H166ZM180 186H182V187H180ZM183 186H185L184 188H183ZM190 188H189V187ZM2 187V186H1ZM80 187H82V188H80ZM89 187V188H88ZM99 187V188H98ZM192 187H193V191L194 190H196V192L194 191H192ZM202 189H204V190H202ZM85 188V189H84ZM91 188H93V189H91ZM102 188V189H101ZM124 188V189H123ZM126 188V189H125ZM165 190H164V189ZM181 188H183V191L185 192H183L182 190H180ZM206 188V189H205ZM5 189V190H6ZM11 189V190H10ZM20 189V190H19ZM34 189H35V191H34ZM105 189V190H104ZM200 189V190H199ZM212 190L213 191V193H215V194H213L212 193V191H210V190ZM217 189H218V191H217ZM19 190V191H18ZM82 190L84 191V192H82ZM90 190H92V194H91V191ZM98 190H100V192L98 191ZM104 190V191H103ZM110 192H109V191ZM126 190V191H125ZM163 190V191H162ZM179 190V191H178ZM207 190V191H206ZM71 191V190H70ZM102 191V192H101ZM106 191H108V193L106 194ZM114 191V192H113ZM117 191H120V192H117ZM124 191H125V193H124ZM191 191V192H190ZM198 191V192H197ZM199 191H200V193H199ZM203 191H205V192H203ZM211 192L212 194H213V198H215V199H212L211 197H212V194L211 193H209V194H211V197H209V195H208V193L207 192ZM224 191V190H223ZM38 195H35L34 196V194L35 193ZM38 192H40V191H38ZM163 192V193H162ZM164 192H165V194H167V196L164 194ZM219 192V193H218ZM12 193V194H13ZM41 193V192H40ZM79 193H81V194H79ZM82 193H83V195H82ZM112 193V194H111ZM168 193H169V195H168ZM175 193V194H174ZM191 193H194L195 195L194 196H191V195H193V194H191ZM222 193V194H221ZM224 193V194H223ZM85 194V195H84ZM98 194V195H97ZM112 196H111V195ZM125 194V195H124ZM171 194V195H170ZM221 194V195H220ZM233 194V196H238L239 198H240V200L242 201L241 202V204H240V200H239V203H238V205H241L240 206V209H243V210H241V212H242V214L244 213V215L245 216H247L248 214V216H247V218L249 219V218H251L250 217V213L249 212H251V210L249 209L251 206H250V203L248 202V200L246 199V198H244V197H242L241 195L239 196V194H236L235 192L234 193H232ZM236 194V195H235ZM20 195L22 196V197H20ZM89 195H91L92 197H90ZM96 195V196H95ZM114 195V196H113ZM142 195V196H141ZM174 195H177V196H175L174 197ZM179 195V196H178ZM184 195V196H183ZM190 195V196H189ZM218 195V196H217ZM29 196V195H28ZM47 196V197H46ZM72 196V197H73ZM94 196V197H93ZM105 196V197H104ZM112 198H111V197ZM119 196V197H118ZM170 197L169 199L167 198V199H165V197ZM174 197L173 199H175V200H173V199H171L172 197ZM182 198H181V197ZM187 196V197H186ZM201 196V197H200ZM215 196H217V197H215ZM30 197V199L32 200V201H30L29 200V198L27 197V199L26 200H28V201H25V203L26 202H28L29 203V205H28V203H26L27 204V208L26 209H31V210H29V212L28 213H30L29 214V216L31 215V212L32 211H34V214H33V212H32V215H35V216H33V217H35L37 220H38V222L39 221H41V218L39 219V218H37V213L39 214V216H43L42 217V222L44 223V218H46V216H48L49 214L50 215H53L52 216V218H55V221H54V219H52L51 218V216L49 217L50 218V220H51V222H53V224L55 225V223H56V225L59 227V222L61 221L60 219H58L59 217H58V213H59V211H58V209L56 208V206H55V208H54V203L53 204H50L49 205V203L51 202H53V200H48L47 201V203L48 204H46V206H48L49 205V207H46L45 208V204L42 202V200H41V203H38V202H40V201H38V199L36 200V198L34 199V201H33V199L31 198V196H29ZM73 197V198H74ZM144 197V199H142ZM161 197V198H160ZM177 197H179V198H177ZM191 197H192V199L194 198L195 200H196V198H197V202H195L194 201V199H193V202H194V204H193V202H192V199H191ZM199 197V198H198ZM209 197V198H208ZM218 197H220V198H223L222 200L219 198L218 199ZM18 198H20L19 200V202H18ZM24 198H26V197H24ZM88 198V200H90V201H88V200H86ZM92 198H93V201H92ZM95 198H96V200H95ZM100 198V199H99ZM102 198V199H101ZM108 198V199H107ZM118 198V199H117ZM121 198H123V199H121ZM149 198H151V200H149ZM164 198V199H163ZM187 198V199H186ZM203 198V199H202ZM207 198V199H206ZM243 198V199H242ZM98 199V200H97ZM106 199V200H105ZM116 199H117V201H116ZM163 199V200H162ZM198 199H200V200H198ZM215 200V201H213V203L212 202H210V201H212V200ZM24 200V199H23ZM22 200V201H23ZM111 200H113V201H111ZM173 200V201H172ZM190 200V201H189ZM207 200V201H206ZM221 200V201H220ZM37 201V202H36ZM81 203H80V202ZM85 201V202H84ZM99 201V202H98ZM167 201V202H166ZM168 201H170L171 202V204L168 202ZM176 202V204L174 205L173 204V206H172V203H175ZM179 203H178V202ZM181 201V202H180ZM186 201V202H185ZM206 201V202H205ZM220 201V202H219ZM247 201V202H246ZM15 202V201H14ZM31 202V203H30ZM33 202V203H32ZM89 202V203H88ZM94 202V203H93ZM95 202H98V205L96 206V204L97 203H95ZM101 202V203H100ZM110 202V203H109ZM116 202V203H115ZM120 202V203H119ZM184 202V203H183ZM16 203V202H15ZM25 203H24V205H25ZM34 203H35V205H34ZM37 203L38 204H40V206L42 207H40V206H38L37 205ZM113 207H111L109 204ZM111 203H113V204H111ZM119 203V204H118ZM164 203H166V205L164 204ZM169 203V204H168ZM182 203V204H181ZM192 203V204H191ZM218 203V204H217ZM221 205H220V204ZM44 204V205H43ZM79 204V205H78ZM89 206H88V205ZM101 204V205H100ZM118 204V205H117ZM122 204V205H121ZM181 204V205H180ZM187 204V205H186ZM190 204V205H189ZM199 204V205H198ZM201 204H203V205H201ZM206 204V205H205ZM227 204V203H226ZM225 204V205H226ZM244 204V205H243ZM15 206L14 207H17V209H15L14 207H13V205L12 206H10V207H12L13 208V210H18V213H20L21 214V216L24 218H22L23 219V222L25 223V222H27V223H32L33 222V224H35V225H43V223L42 222H40V223H38L37 222V224L36 223H34V221H31V220H35V222L37 221L35 218H33L32 217V219H30L29 217H27V215H26V212L28 211V210H26V212H25V208H24V212H22V210H23V208L22 209H20L21 210V212H20V210H19V208L21 207L20 206V204L18 205V204H14ZM21 205H23V202H21ZM32 205V206H31ZM33 205L36 207V206H38V207H40L41 208V211L40 210H37L38 209V207H33ZM53 205V207H51L50 208V206H52ZM88 207H87V206ZM93 205V206H92ZM168 205V206H167ZM179 207H178V206ZM183 205V206H182ZM194 205V206H193ZM218 205V206H217ZM224 205V206H225ZM247 206V208H246V206ZM18 206H20L19 208H18ZM31 208H30V207ZM43 206H44V208L47 210H44L43 209ZM84 206V207H83ZM85 206H86V208H85ZM105 208H104V207ZM115 206H117V207H115ZM176 206V207H175ZM184 206L186 207V208H184ZM189 206V207H188ZM202 206V207H201ZM204 206V207H203ZM22 207H26V206H22ZM89 207H91V208H89ZM97 207H100V208H98L99 209V211H98V209H97ZM171 207V208H170ZM178 207V208H177ZM182 209H181V208ZM188 207V208H187ZM191 207V208H190ZM192 207H194V209L192 208ZM226 207V206H225ZM246 209H245V208ZM36 209V211L35 210H32V209ZM50 208V209H49ZM54 208V209H53ZM78 208V209H79ZM89 208V209H88ZM101 208H102V210H101ZM115 208V209H114ZM178 210H177V209ZM222 208V207H221ZM220 208V209H221ZM95 209V210H94ZM105 209V210H104ZM114 210V212H113V210ZM158 210V211H156V210ZM170 209H171V211H170ZM181 209V210H180ZM187 209V210H186ZM193 209V210H192ZM207 209V210H206ZM219 209V210H220ZM253 209H255V208H253ZM43 210V211H42ZM91 210V211H90ZM97 210V211H96ZM101 210V211H100ZM108 210L111 212V210H112V212H111V215L110 216H108V213L110 214V212H108ZM176 210V211H175ZM192 210V211H191ZM203 210H205L203 213H202V211ZM216 210V209H215ZM222 210V209H221ZM250 210V211H249ZM31 211V212H30ZM37 211H39V212H46L47 213V215H46V213H45V217H44V214L42 215V214H40L39 212H37ZM48 211H49V214H48ZM79 211H81V209H79ZM104 211H105V213H107V214H105L104 213ZM183 211V212H182ZM249 211V212H248ZM57 212V213H56ZM100 212V213H99ZM162 212V213H161ZM171 212V213H170ZM180 212V213H179ZM182 212V213H181ZM189 212V213H188ZM190 212H192L193 214H195L194 216L192 215V213H190ZM248 212V214H246V213ZM23 213H25V214H23ZM36 213V214H35ZM83 213V212H82ZM130 213V214H129ZM160 213H161V215H160ZM169 215H168V214ZM252 213V212H251ZM57 214V215H56ZM95 214H96V217H95ZM112 214H113V216H112ZM115 214V215H114ZM153 214L154 215H156V217H157V221H153V220H156V218L154 219V216H153ZM172 214H174V215H172ZM203 214V215H202ZM216 215H217V213H215ZM252 214H254V215H256V216H258V217H256V218H259V220L258 219H256L255 218V220H257V226H259V227H261V228H263L264 227V221H263V227H262V224L260 223L259 224V222H260V217H259V215H257L256 214V212L255 213H252ZM0 215H2V217L4 218V217H8V215H3V214H1L0 213ZM19 215V214H18ZM31 215V216H32ZM100 216V218H99V216ZM120 217H119V216ZM158 215H160V216H158ZM172 215V216H171ZM180 215H181V217H180ZM206 215V216H205ZM215 215V216H216ZM254 215H252L253 216V218H251L252 220H253V222L255 221L254 220ZM30 216V217H31ZM91 216H93V217H91ZM101 216H103V217H101ZM113 218H112V217ZM114 216H116V217H114ZM152 216V217H151ZM169 216V217H168ZM177 216V217H176ZM183 216V217H182ZM220 215H218V217H219ZM16 218H18V216H15ZM29 218V221H25V220H28V219H25V218ZM47 217V218H48ZM105 217V218H104ZM124 217V218H123ZM171 217H173V218H171ZM176 217V218H175ZM203 217H204V219H203ZM206 217V218H205ZM9 218V217H8ZM20 218V219H21ZM46 218V219H47ZM95 218V219H94ZM99 218V219H98ZM115 218H117V220L115 219ZM179 218V219H178ZM201 218H202V221H201ZM216 218H217V216H216ZM59 220V221H57V220ZM103 221H102V220ZM107 219H109V220H107ZM121 219V220H120ZM166 219H168V220H166ZM195 219H197L198 221L196 222V220ZM247 219V220H248ZM250 219V220H251ZM53 220V221H52ZM99 220V221H98ZM106 220V221H105ZM113 220V221H112ZM175 220V221H174ZM208 220H209V218H208ZM57 221V222H56ZM100 221H102V222H100ZM108 221V222H107ZM115 221L117 222V223H115ZM174 221V222H173ZM249 221V220H248ZM262 221V220H261ZM10 224H9V229L11 228L10 227V225L12 226V228H14V227H16V228H14V229H12L11 228V230H14V231H12V232H10L9 230V234H5V232H3V231H0V236H2V237H0V249H1V251L3 252V253H5V255L3 254V253H1V251H0V253L2 254V255H4V256H1V254H0V256H1V258H5V259H3L4 261L3 262H7L9 259L11 260H9L10 261V263H14V264H35L36 262H38V263H36V264H39L40 262V264H78L77 262H72L73 260H64V259H61L59 256H57L58 254L57 253H55L56 252V249L55 248H52L53 246H51V245H49V243H47V242H42V240L39 238V237H37V236H35L34 234L32 235V233H27V236L26 235H24V233H22L23 232V227L21 226V227H19L18 228V225H16L17 223L15 222V220H13V219H11L10 218ZM105 224H104V223ZM107 222V223H106ZM110 222V223H109ZM112 222V223H111ZM177 224H176V223ZM180 222V223H179ZM182 222H184V223H182ZM203 222V223H202ZM252 222V223H253ZM256 222V221H255ZM254 222V223H255ZM23 223V224H24ZM59 223V224H58ZM121 223V224H120ZM137 223V224H136ZM153 223V224H152ZM169 225H168V224ZM205 223V224H204ZM250 223V222H249ZM251 223V224H252ZM253 223V224H254ZM63 224V223H62ZM103 224V225H102ZM119 224V225H118ZM123 224V225H122ZM139 224V225H138ZM156 224V225H155ZM184 224V225H183ZM252 224V225H253ZM28 225V224H27ZM53 225V226H54ZM63 225H65L66 226V224L64 223ZM105 225V226H104ZM107 225V226H106ZM111 225H112V227H111ZM116 225V229L115 228H113V226H115ZM139 226V227H137V228H134V227H136V226ZM155 225V226H154ZM167 225V226H166ZM178 225V226H177ZM215 225V226H214ZM218 225V226H217ZM255 225V224H254ZM14 226V227H13ZM20 226V225H19ZM62 226V225H61ZM119 226H120V228H119ZM126 226V227H125ZM140 226H142V228H146L144 231H142L141 230V227ZM184 226V227H183ZM25 227V229H26V227L27 226H24ZM123 227H124V229H123ZM147 227H149V228H147ZM166 227L168 228V229H166ZM171 228V230H170V228ZM220 227V228H219ZM57 228V227H56ZM118 228V229H117ZM140 228V229H139ZM17 231H16V230ZM20 229V230H19ZM22 229V230H21ZM57 229H59V228H57ZM111 229V230H110ZM120 229H122V230H120ZM127 229H129L128 231H127ZM134 229H139V230H141L140 231V233H139V231H137V230H134ZM166 231H165V230ZM176 229V230H175ZM179 229V230H178ZM61 230H64L65 232H67L66 231V229H64V228H62ZM107 230V231H106ZM120 230V231H119ZM124 230V231H123ZM134 230V231H133ZM154 230V229H153ZM173 230V231H172ZM22 231V232H21ZM117 231H119V232H117ZM130 231V232H129ZM146 231V232H145ZM160 231H161V233H160ZM168 231V232H167ZM175 231V232H174ZM177 231V232H176ZM57 232V231H56ZM69 232V231H68ZM108 232V233H107ZM126 232V233H125ZM142 232H145L146 233V235H149V237L147 238V236H144L145 235V233L143 234ZM150 232V233H149ZM3 233H4V235H3ZM116 233V234H115ZM119 233V234H118ZM121 233H125L124 235H121ZM170 233V234H169ZM173 233V234H172ZM179 235H178V234ZM10 234H11V236L12 237H9L10 236ZM20 234V235H19ZM22 234V235H21ZM26 234V233H25ZM29 234V235H28ZM55 234V233H54ZM53 234V235H54ZM106 234V235H105ZM109 234V235H108ZM134 234V235H133ZM140 234V235H139ZM143 234V235H142ZM161 234V235H160ZM24 235V236H23ZM56 235V237L60 240L61 239V244H63V245H65L66 246V244L65 243H68V239H67V242H65L66 240V238L64 239L63 238V236H64V234H63V236H62V234H55ZM57 235H59V236H57ZM111 235V236H110ZM114 235V236H113ZM119 235H121V236H119ZM130 235V236H129ZM135 235H136V237H135ZM162 235H163V237H162ZM175 235V236H174ZM177 235V236H176ZM183 235V236H182ZM6 236V237H5ZM20 236V237H19ZM101 236V235H100ZM124 236V237H123ZM127 237V240H126V237ZM132 236H133V238H132ZM139 236V237H138ZM154 236V235H153ZM167 236V237H166ZM5 239H4V238ZM9 237V238H8ZM17 237V238H16ZM36 237V238H35ZM12 238H14L13 239V241H12ZM23 238V239H22ZM29 238L31 239V240H29ZM118 238V239H117ZM124 238V239H123ZM139 238V239H138ZM152 238V237H151ZM165 238V239H164ZM173 238V239H172ZM2 239H4V240H2ZM138 239V240H137ZM141 239V240H140ZM143 239V240H142ZM144 239H146L145 240V242H144ZM167 239V240H166ZM168 239H169V241H168ZM22 240V241H21ZM40 240V241H39ZM107 240V239H106ZM125 240V241H124ZM160 240V241H161ZM8 241V242H7ZM16 241V242H15ZM21 243H20V242ZM24 241H26V242H24ZM28 241V242H27ZM104 241V240H103ZM113 241L111 240V241H109V242H112L113 243ZM121 241V242H120ZM139 241H141V243H142V245H140V243H139ZM10 242V243H9ZM24 242V243H23ZM105 242V241H104ZM132 242V243H131ZM134 242V243H133ZM165 242L163 241H161V243H163V244H165ZM3 243V244H2ZM15 243V244H14ZM40 243H41V245H40ZM107 244H108V242H106ZM120 243H122V244H120ZM125 243V244H124ZM137 243V244H136ZM139 243V244H138ZM156 243H158V242H156ZM167 243H166V245H167ZM8 244H9V246H8ZM13 244V245H12ZM29 244V245H28ZM43 244V245H42ZM47 244V245H46ZM110 244V243H109ZM119 244V245H118ZM171 245L173 244V242L172 243H170ZM170 244H169V246H170ZM227 244V245H226ZM18 245H19V247H18ZM22 245V246H21ZM31 245V246H30ZM46 245V246H45ZM136 245V246H135ZM144 245V246H143ZM4 246V247H3ZM25 246V247H24ZM27 246V247H26ZM136 248H135V247ZM145 247L144 249H143V247ZM168 245H167V247H169ZM175 246L176 245H174L173 244V246H170L172 249H170V250H172V251H177V253H178V250L175 248ZM8 247V248H7ZM13 247V248H12ZM22 247V248H21ZM30 247V248H29ZM49 247V248H48ZM51 247V248H50ZM120 247V248H119ZM3 248H7L6 250L4 249V250H2ZM18 250H17V249ZM42 248V249H41ZM228 248V249H229ZM28 251V253H26L27 251ZM40 249V250H39ZM50 249V250H49ZM55 249V250H54ZM124 249V250H123ZM14 250V251H13ZM129 250V251H128ZM148 250V249H147ZM169 250V251H170ZM4 251H6V252H4ZM10 251V252H9ZM46 251H48V252H46ZM49 251H51V253L49 252ZM55 251V252H54ZM135 251V252H134ZM139 251V252H138ZM171 251V252H172ZM223 251V252H224ZM7 252H9V253H7ZM17 252V253H16ZM46 252V253H45ZM53 252V253H52ZM166 252V254H164ZM163 254L166 256V255H168V256H170V254H174V252H172V253H170V252H168V254H167V251H165ZM18 253H20V254H18ZM23 253V254H22ZM127 253V254H126ZM131 253V255L130 256H132L133 255V253L132 252H130ZM135 253H137V254H135ZM170 253V254H169ZM176 253V252H175ZM10 254V255H9ZM33 254V255H32ZM147 254V253H146ZM179 254V253H178ZM13 255V256H12ZM16 255V256H15ZM25 255V256H24ZM27 255V256H26ZM31 255V256H30ZM134 255H133V257H134ZM182 253H181V257H182ZM12 257L13 258V261L14 262H12V258H9V257ZM17 256H19V257H17ZM140 256V257H139ZM17 257V258H16ZM52 258V259H50V258ZM144 257H145V255H143L142 256V259H144ZM148 256H146V258H147ZM181 257H179V258H181ZM27 260H26V259ZM34 258H35V260H34ZM56 258H58V261H60V262H64V263H60V262H55L54 260H56L57 261V259ZM60 258V259H59ZM23 259V260H22ZM44 259H45V262H43L44 261ZM134 259H135V257H134ZM200 259V260H199ZM232 259V260H231ZM26 260V261H25ZM50 260V261H49ZM61 260H63V261H61ZM9 261H8V264H10L9 263ZM18 261V262H17ZM24 261V262H23ZM34 261V262H33ZM46 261H47V263H46ZM50 263H49V262ZM142 261V260H141ZM2 262V261H1ZM2 262V264H7V263H3ZM20 262V263H19ZM26 262V263H25ZM43 262V263H42ZM54 262V263H53ZM148 262V261H147ZM141 263H144V264H146V261L144 262V260L141 262ZM80 264V263H79ZM238 264H260L259 262H251L250 260L249 261H247V260H241L240 262H238Z\"/></svg>",
	"mask_w": 264,
	"mask_h": 264
}]
</instances>
